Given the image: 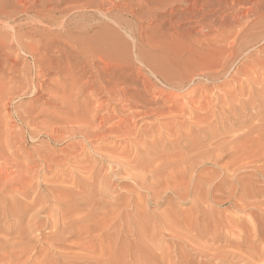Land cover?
I'll use <instances>...</instances> for the list:
<instances>
[{
    "label": "bare ground",
    "instance_id": "1",
    "mask_svg": "<svg viewBox=\"0 0 264 264\" xmlns=\"http://www.w3.org/2000/svg\"><path fill=\"white\" fill-rule=\"evenodd\" d=\"M2 1V0H1ZM0 1V2H1ZM16 1V0H15ZM24 1V0H23ZM26 1V0H25ZM93 1V0H92ZM99 1V0H98ZM97 1V3H96V1L92 4V5H95V4H97V6H98V4L99 5H102V4H100L99 2ZM103 1V0H102ZM108 2H110L109 0H107ZM163 1H167V0H121V2L123 3V6H122V4H120V3H118V1H117V4L118 5H114L115 7L117 6V8H120V9H122V10H126V9H129V12H130V15L132 14V16L133 17H136V15L138 14V17H139V14H148V13H150L151 12V10L153 11V10H155V9H157V8H164V6L166 5H164L163 6ZM169 1V0H168ZM167 1V2H168ZM171 2L172 1H179V2H184V7H182V9L184 8V9H186V11H187V19H190V20H192V22L194 23L193 25L192 24H190V25H192V27L194 26V25H196V27L198 28V30H204V29H207L206 31H210V32H212V34H210L211 36H210V39L209 40H211V37H212V35H213V37H214V40H213V44L215 45L214 47H213V49H211V44H210V51H212L210 54H208V51H207V54H208V56H207V54H205L206 55V57L207 58H209V59H211L212 57V61L210 60L209 62H210V64L209 65H211V67H212V71H211V69H210V71L211 72H209L208 74H207V78H214V79H216V80H219V79H217V78H220V76L221 75H223L224 76V74H227V73H229L230 75L229 76H233L234 75V77H231V79L233 78H236L235 77V73H237V72H239L241 69L239 68L238 70L239 71H236V70H233V69H231V70H233V72H234V74H232L231 75V71H230V68H231V65L233 64V62L234 61H236L235 60V58L237 59V57L239 56V55H243L242 53L244 52L245 53V51L247 52V50L248 49H250L251 48V46L252 45H256V43H250L252 40H251V38H250V40H249V38H247L248 40H249V42H246V41H244V40H246V39H244V40H242V37H244V36H249V33H250V31L251 30H253V29H258V27H261L262 26V22L264 21L263 20V18H264V3H262V1H264V0H262V1H260V2H258V3H256L257 2V0H255L254 1V4L252 5H245L246 3L245 2H251L252 0H170ZM259 1V0H258ZM4 2V3H3ZM10 2H12L11 0H10ZM22 2V1H21ZM29 2H30V0H29ZM32 2H34L33 0H32ZM36 2H37V0H36ZM87 2V1H86ZM90 2V1H89ZM101 2V1H100ZM164 2V3H165ZM166 2V3H167ZM171 2H169L171 5H172V3ZM173 2V3H174ZM19 3V2H18ZM23 3V2H22ZM21 3V4H22ZM25 3V2H24ZM40 2L38 1V4H39ZM42 3V2H41ZM13 4V3H12ZM17 4V3H16ZM27 4V3H26ZM25 4V5H26ZM32 5H33V3H31ZM111 4H112V2H111ZM110 3H108L107 5H111ZM121 6H120V5ZM242 4H244L245 6H242ZM9 4L8 3H5V1L3 0L2 1V3H0V7L3 9V8H5V7H7ZM14 5V4H13ZM25 5H23V6H25ZM44 5V4H43ZM87 5V4H86ZM107 5H105V7H102L101 8V12H102V9H105L106 8V12H107V10H110V8L109 9H107ZM168 5V4H167ZM170 5V6H171ZM10 6H11V4H10ZM97 6H95L96 8V10H98L97 9ZM161 6H163V7H161ZM14 7V6H13ZM82 7V6H81ZM80 7V8H81ZM92 7V6H91ZM94 7V6H93ZM99 7V6H98ZM109 7H111V6H109ZM9 8V7H8ZM19 8V7H18ZM38 8V7H37ZM36 8V9H37ZM79 8V9H80ZM100 8V7H99ZM113 8V7H112ZM6 9V8H5ZM11 9H13L12 7H11ZM11 9H9V10H11ZM14 9H17V6L16 7H14ZM78 9V10H79ZM87 9V8H86ZM89 9V8H88ZM91 9H93V8H91ZM115 9V8H114ZM177 9V8H176ZM19 10V9H18ZM81 10V9H80ZM84 10V9H83ZM100 10V9H99ZM121 10V11H122ZM159 10V9H158ZM158 10H156V11H158ZM3 11V10H2ZM1 10H0V20L2 21V19H3V23L2 24H4L5 23V20L8 22V20H10V18H13L14 19V15H13V17H12V15H11V13H6V12H2ZM13 11V10H12ZM44 11V10H43ZM87 11H89V10H87ZM112 11V10H111ZM114 11V10H113ZM137 11V12H136ZM161 11V10H160ZM183 11V10H182ZM21 12H23L25 15H26V13H29V14H31L32 15V18H33V21H34V19L35 18H37V19H39L40 21H43L40 17H41V10L39 11V10H35V5L34 6H32L31 8H28V7H21L20 8V14H22ZM71 12V11H70ZM73 12V11H72ZM95 12V11H94ZM105 12V11H104ZM124 12V11H123ZM128 12V11H127ZM129 12H128V14H129ZM155 12V11H154ZM167 12H170V11H168L167 10ZM172 13H173V11H171ZM170 12V13H171ZM199 12H201V14L200 15H198L199 14ZM18 13V12H17ZM17 13H16V15H17ZM63 13V12H62ZM65 13V12H64ZM92 13V12H91ZM99 13V12H98ZM115 13H117V12H115ZM172 13L170 14V15H172ZM186 13V12H185ZM198 13V14H197ZM19 14V13H18ZM28 14V15H29ZM74 15H76V13H73ZM72 14V15H73ZM78 14V13H77ZM82 15L84 14L85 15V13L83 12V13H81ZM80 14V15H81ZM86 14H88V13H86ZM101 14V13H100ZM104 14V13H103ZM107 14H108V12H107ZM120 14V13H119ZM128 14H127V16H128ZM154 14L155 13H153L152 15L153 16H151V18L152 17H154ZM169 14V13H168ZM174 14H176V13H174ZM179 14H180V12H179ZM16 15H15V17H16ZM66 15V14H65ZM65 15H63L62 17L64 18L65 17ZM69 15V14H68ZM89 15V14H88ZM105 15V14H104ZM115 15V14H114ZM149 16H150V14H148ZM147 15V16H148ZM182 15V14H181ZM45 16V15H44ZM43 16V17H44ZM91 16V15H90ZM107 16V15H106ZM113 16V15H112ZM115 16H117L118 18H119V16L118 15H115ZM144 17H145V15H143ZM146 16V17H147ZM168 16V15H167ZM184 16H185V14H184ZM189 16V17H188ZM42 17V18H43ZM88 17V16H87ZM93 17V16H92ZM114 17V16H113ZM117 17H115V18H117ZM120 17H121V15H120ZM123 17V16H122ZM131 16H129L128 18H130ZM162 17V16H161ZM166 18V16H163V18ZM179 17V16H178ZM186 17V16H185ZM249 17H251L252 19L251 20H249ZM45 18V17H44ZM62 18V19H63ZM72 18V17H71ZM73 18H75L74 16H73ZM72 18V19H73ZM80 18H81V16H80ZM89 18V17H88ZM87 18V19H88ZM91 18V17H90ZM89 18V19H90ZM95 18V17H94ZM103 18V17H102ZM107 18H109V16L107 17ZM107 18H106V20H107ZM118 18H117V21H115L114 23H116V22H118V21H120V19L121 18H119V20H118ZM137 18V17H136ZM140 18V17H139ZM138 18V19H139ZM143 18V17H142ZM150 18V17H149ZM150 18V19H151ZM164 18V19H165ZM168 18L170 19V16H168ZM182 18H183V15H182ZM49 19V18H48ZM66 19H67V16H66ZM79 19V18H78ZM83 19V18H82ZM124 19V18H123ZM122 19V20H123ZM145 19V18H144ZM147 19H148V17H147ZM156 19V18H155ZM175 19V18H174ZM173 19V20H174ZM249 20V21H246V20ZM26 20V19H25ZM65 20V19H64ZM76 20H77V18H76ZM91 20H92V18H91ZM95 20H97V18H95ZM95 20H93V22L95 21ZM116 20V19H115ZM122 20L120 21V22H122ZM132 20V19H131ZM140 20H141V18H140ZM149 20V19H148ZM163 20V19H162ZM171 20V19H170ZM169 20V21H170ZM176 20H177V18H176ZM263 20V21H262ZM11 21V20H10ZM16 21V20H15ZM26 21H28V22H30V18L28 19V20H26ZM25 21V22H26ZM45 21V20H44ZM43 21V22H44ZM49 21V20H48ZM55 21V20H54ZM58 21V20H57ZM71 21H73V20H71ZM70 21V22H71ZM78 21V20H77ZM76 21V22H77ZM82 21V20H81ZM88 21V20H87ZM109 21H113V20H110V18H109ZM132 21H134V19L132 20ZM136 21V20H135ZM139 21V20H138ZM138 21L136 22V23H138ZM143 21V20H142ZM150 21V20H149ZM160 20H158V22H159ZM179 21V20H178ZM241 21H243V23H245V25L243 26V24H242V27L241 28H239V25L242 23ZM7 22L5 23V26H7ZM38 22V21H37ZM50 22V21H49ZM52 22V21H51ZM60 22V21H59ZM59 22L57 23V26H58V24H59ZM63 22V21H62ZM67 22H68V20H67ZM66 22V24H60V26L62 25V29H65V28H68L67 26H68V23ZM69 22V23H70ZM74 22V21H73ZM72 22V23H73ZM80 24H82V22H84V24L85 23H87V22H85V20L84 21H82V22H80V21H78ZM92 22V21H91ZM95 22H97V21H95ZM98 22H99V20H98ZM120 22H119V24H120ZM124 22L125 23H128V22H126L125 20H124ZM131 22V21H130ZM171 22H172V20H171ZM189 22V21H188ZM13 23H14V21H13ZM12 22L10 23V24H8V26L10 25L11 26V24H13ZM31 23H33L32 22V20H31ZM40 23H42V22H40ZM44 23H46V21L44 22ZM90 23V22H89ZM88 23V24H89ZM113 23V22H112ZM113 23V24H114ZM124 23V24H125ZM132 23V22H131ZM134 23V22H133ZM135 23V24H136ZM142 23V22H141ZM29 24V23H28ZM27 24V25H28ZM48 24V23H47ZM50 24V23H49ZM48 24V25H49ZM74 24H76L75 22H74ZM80 24H76V25H80ZM91 24H93V23H91ZM90 24V25H91ZM118 24V23H117ZM118 24V26L120 27L121 25H119ZM171 24H173V23H171ZM176 24H178V23H176ZM13 25H15V24H13ZM17 25V24H16ZM22 25V24H21ZM26 25V26H27ZM30 25V24H29ZM44 25V24H43ZM55 25H56V22H55ZM72 25V24H71ZM86 25V24H85ZM84 25V26H85ZM116 25V24H115ZM127 25H129L130 27H132L131 26V24H127ZM138 25V24H137ZM263 25H264V22H263ZM19 26V25H18ZM17 26V27H18ZM25 26V25H24ZM32 26V25H31ZM30 26V27H31ZM56 26V27H57ZM73 26V25H72ZM82 26H83V24H82ZM87 26H89V25H87ZM111 26V25H110ZM114 26V25H113ZM117 26V27H118ZM135 26V25H134ZM170 26V25H169ZM174 26V25H173ZM184 26V25H183ZM238 27V29L239 30H235V28H237ZM241 26V25H240ZM16 27V28H17ZM35 27V26H34ZM50 27V26H49ZM51 27H54L53 25L51 26ZM50 27V28H51ZM69 27H70V25H69ZM77 27V26H76ZM104 27H106L105 25H104ZM108 27V26H107ZM115 27V26H114ZM123 27H125V26H123ZM186 27V26H185ZM9 28V27H8ZM13 27H11V30L13 31V29H12ZM15 28V27H14ZM21 28V27H20ZM20 28H17V29H14V33L12 34L13 35V37H14V39L18 42V44H19V46L17 47V48H19L22 52H25L26 54H29L30 56H31V58L34 60V65H36V67H37V70L38 71H36V69H35V73H37L36 75H37V77H38V75H43V76H45L46 77V75H48V74H50V73H52V72H54L53 74H55V72H56V74H58V77H60V75L64 72L63 70L65 69V70H67V71H65V72H67V74L69 75V77H70V84L67 82V80H65L66 79V75L64 76V73L62 74V76H64L65 77V79H63V77H62V79H63V81L61 80H59L60 82H62V83H60L61 85H59V84H57L59 81L56 79H53V81L55 80V82H57L56 83V90L57 91H61L62 90V92H65V88L67 87L66 85V82L68 83V85H70V88H72V89H74L75 88V91H77L78 93H79V88L80 87H82L81 86V81H82V79H80V77L82 76L81 75V73H80V77H79V79L78 80H80V82L77 80V77H78V74L79 73H77V76H76V78H72L73 77V75H72V73H73V71H72V69H71V66L72 65H70V62L69 61H71V60H69L68 61V58L66 57L67 56V54L68 53H66V50H65V46L63 45L64 43H65V41H63L64 43L62 44V46H64V47H62V46H60L59 44H60V42L61 41H59V38H58V43H57V41H55V39L53 40V38H55V36L57 35V33H55L54 31L55 30H52L53 31V33H55L54 35V37H52V40H50L51 39V37L50 38H48L49 40H47V36L46 35H42V33L41 34H39L40 32H38L37 30H36V32H38V34L35 32V31H33L34 29H31V30H29V29H20ZM25 28V27H24ZM29 28V27H28ZM32 28H33V26H32ZM36 28V27H35ZM37 28H40V27H37ZM42 28V27H41ZM40 28V29H41ZM44 28V27H43ZM58 28V27H57ZM74 27H72V29H73ZM78 28H80L79 30H81V25L79 26V27H77L76 29H78ZM85 28V27H84ZM89 28H90V26H89ZM110 28V27H109ZM111 28H112V26H111ZM144 28V27H143ZM174 28V27H173ZM175 28H176V26H175ZM184 28V27H183ZM187 28V27H186ZM191 28V27H190ZM76 29H75V31H76ZM88 29V28H87ZM113 29H116V28H113ZM118 29V28H117ZM125 29H129L130 30V32H132L131 31V28H126L125 27ZM133 29V28H132ZM135 29V28H134ZM156 29H157V27H156ZM177 29V28H176ZM175 29V30H176ZM182 29V28H181ZM189 29V28H188ZM193 28H191V29H189V31L188 32H190V30H192ZM195 29L196 28H194V30H192V31H195ZM234 29V30H233ZM43 30V29H42ZM45 30V29H44ZM46 30H48L47 28H46ZM45 30V31H46ZM59 30V29H58ZM61 30V29H60ZM59 30V31H60ZM79 30H78V32H79ZM101 30V29H100ZM99 30V31H100ZM103 30V29H102ZM121 30V29H120ZM123 30V29H122ZM174 30V29H173ZM41 31V30H40ZM44 31V32H45ZM50 31V30H49ZM48 31V32H49ZM52 31H50V32H52ZM81 31H84V29L83 30H81ZM93 31H95V30H93ZM177 31V30H176ZM181 31V30H180ZM187 31V30H186ZM200 31H197V29H196V32H200ZM209 31H208V33H209ZM77 32V31H76ZM102 32V31H101ZM106 32V31H105ZM104 32V33H105ZM121 32V31H120ZM129 32V33H130ZM162 32V31H161ZM166 32V31H165ZM182 32H184V31H181V33ZM204 32V31H203ZM262 32V31H261ZM61 33V32H60ZM65 33V32H64ZM97 33V32H96ZM108 33V32H107ZM111 33H113V32H111ZM127 33V32H126ZM136 33V32H135ZM171 33V32H170ZM180 33V32H179ZM193 33V32H192ZM207 33V32H206ZM251 33H253V32H251ZM2 34H4V33H2ZM44 34V33H43ZM45 34H47V33H45ZM59 34V33H58ZM66 34H69V33H66ZM73 34V33H72ZM81 34H83V33H81ZM81 34H78V35H81ZM99 34H100V32H99ZM110 34V32L108 33V35ZM114 34V33H113ZM117 33H115L114 35H116ZM121 34H122V32H121ZM140 34V33H139ZM142 34V33H141ZM165 34V33H164ZM167 34H169L168 32H167ZM188 34V33H187ZM186 34V35H187ZM200 34H202V31H201V33ZM204 34V33H203ZM255 34V33H254ZM6 35V34H5ZM40 35H42V37L43 36H45L46 37V39L43 37V39L40 37ZM49 35V34H48ZM84 35V34H83ZM82 35V36H83ZM92 35V34H91ZM94 35H97L98 36V34H95L94 33ZM120 35V34H119ZM183 35V34H182ZM190 35V34H189ZM188 35V36H189ZM207 35H209V34H206L205 35V37H207V38H209ZM252 35V34H251ZM259 35V34H258ZM261 36H263L264 34H263V32H262V34H260ZM50 36V35H49ZM52 36H53V34H52ZM61 35L59 34V36L57 35V37H60ZM68 36V35H67ZM76 37L77 36V33H76V35L74 34V35H72V37ZM85 36V35H84ZM83 36V37H84ZM93 36V35H92ZM105 35H103V37H104ZM140 36V35H139ZM143 36V35H142ZM145 36V35H144ZM148 36V35H147ZM146 36V37H147ZM169 36V35H168ZM202 37L204 36V35H201ZM257 36V35H256ZM261 36H260V39H262L261 38ZM6 37V36H5ZM29 38L30 39V41L28 40V42L25 44V43H21V41L23 40V38L25 39V38ZM62 37H63V35H62ZM62 37H60V39L62 38ZM79 38H80V36H78ZM86 37H87V34H86ZM88 37H90V36H88ZM87 37V38H88ZM112 37V36H111ZM190 37H192L193 38V36H190ZM189 37V38H190ZM200 38V39H202V43H203V41L204 40H207V39H205L204 38V40H203V38ZM2 38H3V36H2ZM2 38L0 37V47L2 48L1 50H4V49H6L5 51H4V53L5 52H7V45L5 44V42H3V40H5L4 38H3V40H2ZM65 38V37H64ZM64 38H62V40L64 39ZM68 38H70V37H68ZM68 38L67 39H65L66 41H68ZM77 38V37H76ZM86 38V39H87ZM96 38V40H97V37H95ZM99 39H98V41L100 40V41H104V39H100V37H98ZM107 38L108 37H106L105 38V41H107ZM118 38L120 39V37L118 36ZM126 38V37H125ZM145 38V37H144ZM149 38V37H148ZM253 38V37H252ZM75 39V38H74ZM78 39V38H77ZM77 39H75V40H77ZM83 39V38H82ZM84 39H85V37H84ZM83 39V40H84ZM85 39V40H86ZM115 39V38H114ZM114 39H112V40H114ZM150 39V38H149ZM256 39L257 40H259V38H257L256 37ZM10 40V39H9ZM27 40V39H26ZM56 40H57V38H56ZM70 40V39H69ZM80 40H81V38H80ZM83 40H81V41H83ZM88 40H90V42H91V40H93V38H91V39H87L86 41H88ZM111 40V41H112ZM124 40V39H123ZM136 40V39H135ZM152 40V39H151ZM150 40V41H151ZM156 40V42H159V41H157V39H155ZM154 40V41H155ZM177 40V39H176ZM194 40V39H193ZM247 40V41H248ZM262 40H264V39H262ZM16 41H15V43H16ZM72 41V40H71ZM78 41H79V39H78ZM86 41H84V42H86ZM110 41V44L112 43ZM120 41H122V40H120ZM120 41H117V39H116V41H115V43L117 42V45H118V42H120ZM130 41V40H129ZM128 41V42H129ZM137 41H139L140 42V40H137ZM146 41H147V38H146ZM149 41V40H148ZM153 41V42H154ZM178 41H181V40H178ZM192 41V40H191ZM190 41V42H191ZM197 41H198V39H197ZM208 41V40H207ZM253 41H255L254 40V38H253ZM25 42V41H24ZM89 42V41H88ZM89 42V43H90ZM153 42L151 41V45L153 44ZM166 42H167V40H166ZM170 42V41H169ZM194 42V41H193ZM193 42H192V44H193ZM262 42V41H261ZM9 43V42H8ZM62 43V42H61ZM68 43V42H67ZM67 43H66V46H67ZM72 43V42H71ZM75 43V42H74ZM74 43H72V45L74 44ZM78 43H82V42H78ZM89 43H88V45H89ZM94 43V42H93ZM124 43V45L126 44L125 42H123ZM163 43H164V41H163ZM168 43V42H167ZM166 43V44H167ZM171 43H172V41H171ZM183 43V42H182ZM201 43V44H202ZM208 43H210V41L208 42ZM248 43H250V44H248ZM260 43V42H259ZM12 44H14V43H12ZM17 44V43H16ZM96 46L98 45V47H99V43H94ZM149 44V43H148ZM149 44V45H150ZM156 44V43H155ZM169 44V43H168ZM178 44H180V43H178ZM185 44V46H186V43H184ZM195 44V43H194ZM204 44V43H203ZM206 44V43H205ZM261 44V43H260ZM259 44V45H260ZM9 45V44H8ZM75 45V44H74ZM112 45V44H111ZM114 45V44H113ZM116 45V46H117ZM123 45V44H122ZM154 45V44H153ZM163 45V44H162ZM174 45V44H173ZM258 45V46H259ZM264 45V44H263ZM262 45V50H263V46ZM68 46H70V45H68ZM79 46V45H78ZM90 46V45H89ZM89 46H88V49L87 48H84L83 47V49L81 48L80 50H79V48L77 47L76 48V50L78 49V54H80L82 57H83V59L85 58V59H88V61H89V63L88 62H86V60H83V59H81V60H83V61H85L86 63H88L89 65H90V63L92 64V61H93V59L95 58L94 56V53H97V51L95 52V50L94 51H92L93 49H94V46H91V48H93L92 50H91V48L89 49ZM102 46V45H101ZM116 46H114V47H116ZM129 46V45H128ZM141 46V45H140ZM167 46V45H166ZM168 46H170V45H168ZM257 46V45H256ZM70 47H73V46H70ZM86 47V46H85ZM104 47H106V45L104 46ZM103 47V48H104ZM119 46H117V48H118ZM154 47V46H153ZM187 47V46H186ZM185 47V48H186ZM12 48V47H11ZM14 48V47H13ZM96 48V47H95ZM102 48V47H101ZM117 48H115V49H117ZM120 48H121V46H120ZM123 49L122 50H125L124 49V46L122 47ZM125 48H127V47H125ZM137 48L139 49V47L137 46ZM155 48V47H154ZM67 49V48H66ZM105 49V48H104ZM108 49H111V47L110 48H108ZM144 49V48H143ZM253 49V48H252ZM0 50V51H1ZM12 50V49H11ZM10 50V51H11ZM15 49H13V51H14ZM68 50H71V48H68ZM73 50H75V46H74V49ZM75 50V51H76ZM103 50V49H102ZM106 50H107V48H106ZM117 50H119V49H117ZM127 50V49H126ZM130 50V49H129ZM142 50V49H141ZM181 51H179V52H182V49H180ZM184 50V49H183ZM255 50V49H254ZM13 51H11V52H9V54H6L5 56H7V55H10V53H12ZM105 51V50H104ZM108 51V50H107ZM106 51V52H107ZM112 51V50H111ZM110 51V53L111 54H114L113 52H111ZM144 51V50H143ZM148 51V50H147ZM152 51V50H151ZM173 51V50H172ZM186 51V50H185ZM192 51V50H191ZM194 51H197V50H194ZM251 51H253V50H251ZM260 52H261V50H259ZM15 52H16V50H15ZM15 52H14V54H15ZM68 52V51H67ZM69 52H71V51H69ZM77 52V51H76ZM75 52V53H76ZM99 52V51H98ZM101 52V51H100ZM100 52H99V54H100ZM120 53H122L121 51H119ZM124 52V51H123ZM204 52H206V51H204ZM250 51H248V53H249ZM257 52V51H256ZM1 53V52H0ZM3 53V52H2ZM4 53H3V55H4ZM51 53H53V54H51ZM55 53H59L58 55L59 56H63V58H64V64L66 65H64L63 66V61L61 62V64H62V66L61 65H57V63H59V62H57V58L59 57H55L54 56V54ZM72 53V52H71ZM71 53H69L70 55H72ZM103 53V52H102ZM109 52H108V54H110ZM118 53V52H117ZM128 53V52H127ZM137 53V52H136ZM139 53V52H138ZM142 53V52H141ZM198 53H200V52H198ZM259 53V52H258ZM13 54V56H16L17 57V55L15 54L14 55ZM66 54V55H65ZM77 54V53H76ZM76 54H73V55H76ZM99 54H97V55H99ZM123 54H125V52L124 53H122V55ZM150 54V53H149ZM148 54V55H149ZM203 54V53H202ZM201 54V55H202ZM212 54V55H211ZM246 54V53H245ZM249 54H251V53H249ZM261 54V53H260ZM263 54V53H262ZM1 55V54H0ZM3 55H1V56H3ZM101 55V54H100ZM115 55H117V54H114V56ZM126 55V54H125ZM139 55V54H138ZM209 55H211L210 57H209ZM248 55V54H247ZM253 55V54H252ZM251 55V56H252ZM5 56H4V58H5ZM12 55H11V58L13 57ZM57 56V55H56ZM69 56V55H68ZM81 56L79 57H77L78 59L79 58H81ZM102 56H103V54H102ZM101 56V57H102ZM110 56V55H109ZM109 56H108V60H106V61H108L109 62V65H110V59L112 60V58L114 57H112V56H110V58H109ZM140 56V55H139ZM146 56V55H145ZM151 56V55H150ZM184 56H186V55H184ZM237 56V57H236ZM246 56V55H245ZM251 56H250V58H251ZM71 57V56H70ZM74 56H72V58H73ZM94 57V58H93ZM112 57V58H111ZM117 57V56H116ZM116 57H114V58H116ZM130 57V56H129ZM159 57V56H158ZM187 57V56H186ZM205 56H204V58L205 59H207ZM257 57V56H256ZM264 57V56H263ZM3 57H1L0 58V61H1V59L3 60L4 59ZM10 58V59H11ZM15 58V57H14ZM19 58V57H18ZM77 58H75V59H77ZM100 58V57H99ZM105 58V57H104ZM103 58V59H104ZM118 58V57H117ZM120 58V57H119ZM176 58V57H175ZM182 58H183V56H182ZM188 58V57H187ZM201 58H202V56H201ZM200 58V59H201ZM247 58V57H246ZM249 58V59H250ZM253 58V57H252ZM251 58V59H252ZM8 59V58H7ZM5 60L4 62H3V65L4 64H6V65H4V66H2L1 68H3V67H5L6 66V70H7V72L5 71V69H4V71L6 72V74L7 73H9L10 75H11V78H12V80H13V77L12 76H16L17 77V75L15 74V75H13V73L12 72H15L16 73V71H18V70H15V71H13V69H14V67H15V64L17 63L16 62V60H17V58H15V60L14 61H12V60H10V61H12V63H13V65H12V63L9 65V63H10V61H8V60ZM20 59V58H19ZM31 59V60H32ZM62 59V58H61ZM60 59V60H61ZM77 59V60H78ZM107 59V58H106ZM161 59V58H160ZM27 60V59H26ZM63 60V59H62ZM81 60H79V62L81 61ZM96 60V59H95ZM98 60H100V59H98ZM116 60V59H115ZM115 60L113 61L112 60V62H114L115 63ZM125 60L126 59H124V61L123 62H121V65L123 66V63L125 64ZM132 60V59H131ZM130 60V61H131ZM166 60V59H165ZM197 60V62H198V59H196ZM253 60V59H252ZM251 60V61H252ZM75 61V60H74ZM82 61V63H85V62H83ZM101 62H102V66H103V62H104V60L102 61V60H100ZM105 61V62H106ZM156 61V60H155ZM187 61V60H186ZM203 61V60H202ZM206 61H208V60H205V62ZM241 61V60H240ZM254 61V60H253ZM256 61V60H255ZM255 61L253 62V63H255ZM19 62V64H21L20 63V60L18 61ZM57 62V63H56ZM73 62V61H72ZM94 62V61H93ZM97 61H95L94 62V64L96 63ZM104 62V63H105ZM112 62H111V64H112ZM117 62H119L118 64H117V67L119 66L120 67V61L119 60H117ZM116 62V63H117ZM195 59H194V64H195ZM196 62V63H197ZM259 62H261V60L259 61ZM264 62V61H263ZM262 62V63H263ZM1 63V62H0ZM85 63V64H86ZM107 63V62H106ZM144 63H145V61H144ZM154 63V62H153ZM188 63V62H187ZM202 63H204V61L202 62ZM201 63V64H202ZM207 64H208V62H206ZM205 63V64H206ZM241 63V62H240ZM239 63V64H240ZM250 63V62H249ZM252 63V64H253ZM257 63V64H256ZM255 63V65H259L258 64V60H257V62ZM261 63V64H262ZM2 64V63H1ZM0 64V65H1ZM60 64V63H59ZM72 64V63H71ZM78 65L80 64V63H77ZM76 63H75V65L74 66H76L77 65ZM88 64H86L87 66H88ZM129 64V63H128ZM149 64V63H148ZM157 64H158V62H157ZM156 64V65H157ZM200 64V65H201ZM205 64H203L204 66H206ZM239 64H238V67H239ZM7 65H9V66H7ZM16 65H18V63L16 64ZM26 65V64H25ZM25 65L24 66H22V67H25ZM85 65V67H86V69H87V66ZM106 65V66H105ZM104 66L105 67H109V66H107L108 65V63L107 64H105ZM130 65V64H129ZM146 65V64H145ZM202 65V66H203ZM246 65V64H245ZM247 65H249V64H247ZM264 65V64H263ZM263 65H259V67H261L262 69H261V71H264V66ZM27 66V65H26ZM83 64H82V70H83ZM91 66H94V65H91ZM114 66H116V65H114ZM136 66H138V65H136ZM194 66H196V65H194ZM202 66H200L202 69H203V67ZM252 65L250 64V66L249 67H251ZM263 66V67H262ZM31 67V66H30ZM34 67V66H33ZM77 67V66H76ZM90 67V66H89ZM89 67H88V69H89ZM112 67V66H111ZM111 67H109V68H111ZM126 67V66H125ZM236 67H237V63H236ZM248 67V68H249ZM255 67V66H254ZM253 67V68H254ZM16 68V67H15ZM29 68V67H28ZM28 68H26L25 67V69H24V71L27 69V71H25V72H28ZM35 68V67H34ZM77 68H79V66L77 67ZM91 68V67H90ZM103 68V67H102ZM108 68V69H109ZM113 68V67H112ZM109 69V70H113V69ZM123 68V67H122ZM184 68H186V67H184ZM183 68V69H184ZM188 68V67H187ZM204 68H209V66L208 67H204ZM221 70H220V69ZM243 69L241 70L242 72H243V70H246V68L244 69V67H242ZM18 69V68H17ZM30 69V68H29ZM94 69H95V67H94ZM117 69H120V68H116L115 69V71H117ZM190 69V68H189ZM216 69H218V70H216ZM0 70H2V69H0ZM76 70L77 69H74V71L76 72ZM103 70V69H102ZM101 69H100V72H102V75L104 76L105 74H103L104 72H105V70H106V72H107V69L105 68V70L104 71H102ZM124 69H121V71H123ZM130 70V69H129ZM131 70H132V68H131ZM185 70V69H184ZM188 70V69H187ZM191 70V69H190ZM201 70V69H200ZM199 70V71H200ZM205 70V69H204ZM207 70H209V69H207ZM206 70V71H207ZM249 70V69H248ZM3 71V72H4ZM63 71V72H62ZM80 71V69L78 70V72ZM86 71V70H85ZM91 71H92V69H91ZM94 71V70H93ZM125 71V70H124ZM127 71V70H126ZM125 71V72H126ZM240 71V72H241ZM261 71H259V73L258 74H260L261 75ZM2 72V73H3ZM4 72V73H5ZM84 72V71H83ZM110 72V71H109ZM114 72V71H113ZM118 72H120V71H118ZM118 72H116V73H118ZM124 72V74H127L128 75V73H125ZM184 72V71H183ZM187 72V71H186ZM185 72V73H186ZM189 72V71H188ZM196 72V71H195ZM223 72V73H222ZM232 72V73H233ZM238 73V74H241V75H246V72H243V73H245V74H242V73ZM247 72H250V71H247ZM1 73V72H0ZM33 73H34V71H33ZM87 73V71L85 72V73H82V74H86ZM92 74H93V72H91ZM98 73V72H97ZM112 73V72H111ZM123 72H121V74H122ZM130 73V72H129ZM163 74H166V72L164 73V72H162ZM175 73V72H174ZM194 73V72H193ZM202 73V72H201ZM264 73V72H263ZM6 74H4L5 76H7V78H8V76H10V75H6ZM19 74V73H18ZM29 75H30V73H28ZM91 74V75H92ZM114 74V73H113ZM120 74V73H119ZM132 74V73H131ZM144 74V73H143ZM153 74V73H152ZM155 74V73H154ZM173 74V73H172ZM205 74V73H204ZM253 75H254V77H256V75L254 74V73H252ZM4 75L2 74V76L4 77ZM22 75V74H21ZM27 75V74H26ZM25 75V76H26ZM29 75H28V77H29ZM34 75V74H33ZM94 75H96L95 73H94ZM100 75V74H99ZM101 75V76H102ZM106 75H108L109 77H110V75L107 73ZM123 75V74H122ZM127 75H125V78H128V77H126ZM134 75V74H133ZM237 75V74H236ZM1 75H0V77H2ZM31 76V75H30ZM43 76H39L40 78L41 77H43ZM55 76V75H54ZM142 76H144V75H142ZM165 76V75H164ZM168 76V75H167ZM192 76V75H191ZM190 76V77H191ZM200 76H202V75H200ZM226 76V75H225ZM228 76V77H229ZM240 76V75H239ZM239 76H237V80H238V77ZM264 76V75H263ZM263 76H262V78H263ZM16 77L14 78V81H15V79H16ZM21 77V76H20ZM24 77V76H23ZM51 77H53V76H51ZM51 77H48V79H51ZM88 77V79H91V80H87L86 82L88 83L87 84V87H89L88 89L89 90H91L94 86H93V84H95L96 82H97V80H96V82L94 81L95 79H97V77L95 76V77H93V78H95V79H92V78H90V75L89 76H87ZM86 77V78H87ZM105 77V76H104ZM123 77H124V75H123ZM123 77L121 78V79H123ZM189 77V78H190ZM195 77V76H194ZM253 77V76H252ZM251 77V78H252ZM253 77V78H254ZM6 77L4 78V80L5 79H7ZM11 78H9V80L11 79ZM22 78V77H21ZM101 78H103V77H101ZM100 78V79H101ZM106 78H107V76H106ZM105 78V79H106ZM125 78H124V80H125ZM136 78H138V77H136ZM197 78V77H196ZM204 78H206V75H205V77ZM240 78V77H239ZM243 78V77H242ZM2 79V78H1ZM1 79H0V83L1 82H3V81H1ZM17 79H19V78H17ZM16 79V80H17ZM25 79V78H24ZM28 79V78H27ZM27 79H25V80H27ZM30 79V78H29ZM28 79V80H29ZM33 79V78H32ZM36 79V78H35ZM38 79V78H37ZM43 79H45V78H43ZM43 79H41L40 81H42ZM47 79V80H48ZM61 79V78H60ZM110 80H112L111 78H109ZM117 79V78H116ZM115 79V80H116ZM192 79V78H191ZM224 79V78H223ZM261 79V78H260ZM260 79L258 80V79H254V80H256V81H259V83L258 84H260L261 82H260ZM264 79V78H263ZM3 80V79H2ZM8 79H7V81H9ZM11 80V81H12ZM21 81L23 80V79H20ZM20 80H18V82L20 81ZM27 80V81H28ZM102 80V79H101ZM104 80V79H103ZM109 80V81H110ZM138 80V79H137ZM143 80V79H142ZM166 80V79H165ZM206 80V79H205ZM215 80V81H216ZM221 81H223L222 79H220ZM244 79H242V81H243ZM250 80H252V81H254L253 79H250ZM11 81H10V85H11ZM13 81V82H14ZM29 81H31V80H29ZM44 81V80H43ZM42 81V82H43ZM98 81H99V79H98ZM104 81H106V80H104ZM107 81H108V79H107ZM108 81V82H109ZM207 81V80H206ZM209 81V80H208ZM210 81H211V79H210ZM220 81V82H221ZM234 81H236L235 79H234ZM246 81V80H245ZM263 81V80H262ZM5 82H6V80H5ZM4 82V83H5ZM13 82H12V84H13ZM15 82H17V81H15ZM14 82V83H15ZM23 82H25V81H23ZM22 82V83H23ZM45 82H47V81H45ZM77 82L80 84V87L78 88L77 87V89H76V86L77 85H79V84H77ZM83 82H84V80H83ZM83 82H82V84H83ZM95 82V83H94ZM102 82V84H99V89H100V91L103 93H101L102 95H100L101 96V98L103 97V95L105 96L104 98H106L107 97V101L109 102V101H112L113 100V97L114 98H118V97H115L114 95L112 96V94L114 93V91H113V89H112V87H110L108 84H106V83H103V81H101ZM111 82V81H110ZM109 82V83H110ZM116 82V81H115ZM118 82V81H117ZM142 82V81H141ZM145 82V81H144ZM226 82V81H225ZM248 82L250 83L251 81H249L248 80ZM264 82V81H263ZM262 82V83H263ZM3 83V85H2V83H1V89L2 88H4L5 87V85H9V84H4ZM8 83V82H7ZM28 83V82H27ZM30 83V82H29ZM28 83V84H29ZM32 83V82H31ZM49 83V82H48ZM47 83V84H48ZM112 83V82H111ZM121 83V82H120ZM145 83H147V82H145ZM179 83V82H178ZM182 83V82H181ZM227 83V82H226ZM256 83V82H255ZM16 84H18V83H16ZM28 84H26V85H28ZM36 84V83H35ZM38 84V83H37ZM50 84V83H49ZM97 84V83H96ZM118 84V83H117ZM122 84V83H121ZM125 84H128L129 85V83H125ZM155 83H153V85H154ZM190 84V83H189ZM242 84V83H241ZM253 84V86H254V82L252 83ZM41 84H39V86H40ZM44 85V84H43ZM54 86H55V84H53ZM112 86H114L113 85V83L111 84ZM120 85V84H119ZM118 85V86H119ZM215 85V84H214ZM233 85V84H232ZM237 85V84H236ZM242 85H244V84H242ZM246 85H248V84H246ZM256 85V84H255ZM264 85V84H263ZM263 85H261V86H263ZM5 87L6 89H8V87ZM14 86H16V85H11L10 87H9V89H11V88H13ZM25 86V85H24ZM29 86H30V84H29ZM29 86H27V87H29ZM37 86V85H36ZM38 86V90H40L42 87H39ZM46 86V85H45ZM116 86V85H115ZM114 86V87H115ZM152 86V85H151ZM155 86V85H154ZM249 86L252 88V86L249 84ZM257 86V85H256ZM260 86V85H259ZM256 87V88H259L257 91L254 89V91L252 90V92L253 93H255L254 95L252 94H248L249 95V97H248V95L245 93L244 95H246V96H243L241 93H244V92H241L242 91V89H236L235 91H237V92H232L231 93V91H233V90H231V88H230V93L232 94V95H230V97H229V99H231V98H235V99H238V98H236V96H238L239 94H241L243 97H241V98H243V99H245V100H243L242 99V101H238V100H236V102H234V101H231V100H229L228 99V101H230V105H229V109H233L234 111L235 110H238L239 111V108L241 109L242 108V106H244V105H246V104H252L253 102H255L256 100H255V98H257L258 96H261L262 95V97L264 96V87ZM21 87V85L20 86H18V88H20ZM50 87V86H49ZM49 87H47L48 89H49ZM86 87V86H85ZM97 87V86H96ZM113 87V88H114ZM121 87V86H120ZM129 87V86H128ZM135 88H136V86H134ZM200 87H201V85H200ZM205 87V86H204ZM203 87V88H204ZM250 87H249V89H250ZM17 89L18 90V88H17V86L16 87H14V89ZM23 88V87H22ZM44 88H46V87H44ZM46 88V89H47ZM69 88V87H68ZM67 88V89H68ZM69 88V89H70ZM84 88V87H83ZM95 88V87H94ZM131 88H132V86H131ZM152 88H154V87H152ZM157 88H159V87H157ZM179 88V87H178ZM207 88V87H206ZM209 88V87H208ZM226 88V87H225ZM240 88V87H239ZM246 89H247V86L245 87ZM254 88V87H253ZM6 89H3V90H6ZM15 89V90H16ZM35 89V88H34ZM46 89H44V90H46ZM53 89H55V88H51V89H49V90H46V91H52ZM72 89H71V91H72ZM82 89V88H81ZM87 89V90H88ZM97 89V88H96ZM99 89H98V91H96L95 89H93V90H95L96 92H98L99 93ZM121 89H124V88H121ZM134 89V88H133ZM161 89V88H160ZM171 89H173V88H171ZM213 89V88H212ZM222 89V88H221ZM3 90H0V92H3ZM12 90V89H11ZM11 90H10V93H11ZM15 90H13V91H15ZM21 89H19L18 90V93H19V91H20ZM24 90V89H23ZM31 90V89H30ZM41 90H43V89H41ZM40 90V91H41ZM83 90V89H82ZM93 90H91L92 92H91V94H90V91H87L86 93V95H88L89 96V98H85V100H87V102H88V99L90 100V102L93 100V97L95 96V93L96 92H94ZM138 90V89H137ZM140 90V89H139ZM154 90V89H153ZM157 90V89H156ZM169 90V89H168ZM205 90V89H204ZM225 90V89H224ZM251 90V89H250ZM7 91V90H6ZM27 91V90H26ZM46 91H44L45 93H46ZM69 91V90H68ZM70 91V92H71ZM84 91H86V90H83V92H81L80 91V93H84L85 94V92ZM127 91V90H126ZM141 91V90H140ZM155 91V90H154ZM162 91V90H161ZM166 91V90H165ZM164 91V92H165ZM203 91V90H202ZM225 91H227V90H225ZM246 91V90H245ZM249 93H250V91L249 90H247ZM246 91V92H247ZM17 92V91H16ZM16 92H14V93H16ZM34 92H36V91H34ZM43 92V91H42ZM41 92V93H42ZM53 92H55V91H53ZM67 92V91H66ZM88 92H89V94H88ZM120 92V91H119ZM124 92V91H123ZM136 92V91H135ZM134 92V93H135ZM142 92V91H141ZM144 92V91H143ZM146 92V91H145ZM144 92V93H145ZM163 92V93H164ZM205 92L206 91H204V94H205ZM6 93V92H5ZM10 93H8V94H10ZM14 93H13V95H14ZM26 93V92H25ZM39 93V92H38ZM49 93V92H48ZM60 93V94H59ZM59 93H51V94H47L46 93V95H49V96H55L54 94H58V95H60V96H63L64 94L63 93H61V92H59ZM68 93V92H67ZM65 94V95H69L68 97H65L66 99H64V104L66 105V103L68 104V103H72V105L74 104L73 103V101H74V99L76 98L77 99V96L78 95H80V94H76L75 92L74 93H72L71 92V94L70 93H68V94ZM117 93V92H116ZM122 93V92H121ZM121 93H120V95H119V99L121 98L120 96H121ZM124 93H126V92H124ZM138 93V92H137ZM201 94H203L202 92H200ZM6 95V94H4V97H3V99L4 100H6L7 101V99H5L6 97H5V95L6 96H9V95ZM20 94V93H19ZM29 94V93H28ZM62 94V95H61ZM73 94H76V97H75V95H73ZM97 94V93H96ZM150 94V93H149ZM171 94V93H170ZM197 94V93H196ZM199 94V93H198ZM203 94V95H204ZM211 94V93H210ZM225 94V93H224ZM3 95V93H1V96ZM11 95H12V93H11ZM10 95V96H11ZM25 95V94H24ZM40 95H42V94H40ZM40 95H39V97H40ZM45 95V94H44ZM44 95H43V97H44ZM45 95V96H46ZM56 96V98L57 99H59L58 100V102L59 101H61L62 99L61 98H64V97H60V96ZM64 95V96H65ZM71 95H73V100L71 99ZM82 95V94H81ZM85 95V96H86ZM117 95V94H116ZM136 95V94H135ZM138 95V94H137ZM136 95V96H137ZM143 95V94H142ZM145 95H147V94H145ZM172 95V94H171ZM217 95V94H216ZM240 95V96H241ZM0 96V103H3V101L1 102V97ZM20 96H21V94H20ZM34 96V95H33ZM83 96V95H82ZM81 96V97H82ZM98 96V95H97ZM100 96H98V97H100ZM122 96H124L123 94H122ZM173 96V95H172ZM206 96V95H205ZM240 96H238L239 97V99H240ZM12 97V96H11ZM23 97V96H22ZM48 97V96H47ZM46 97V98H47ZM60 97V98H59ZM98 97H96V98H98ZM131 97V96H130ZM130 97H129V99H130ZM140 97V96H139ZM145 97V96H144ZM147 97V96H146ZM151 97V96H150ZM161 97V96H160ZM176 97V96H175ZM8 98V97H7ZM10 98V97H9ZM17 98H18V95H17ZM35 98V97H34ZM127 97H123V98H121L120 99V102L118 101V100H116L117 102H115V104L113 103V105H110V106H112V108H113V111L114 112H117V111H120V112H122L123 110L125 111V106L127 107V105L128 104H124V102L125 101H127V99H126ZM136 98V97H135ZM154 98H155V96H154ZM199 98V97H198ZM223 98V97H222ZM11 99V98H10ZM22 99V98H21ZM20 99V100H21ZM47 99H51V97H48ZM54 99H55V97H54ZM53 98H52V100H54ZM61 99V100H60ZM76 99H75V101H76ZM79 99H80V101L81 100H83V97H82V99L79 97ZM103 99V98H102ZM149 99V98H148ZM156 99V98H155ZM167 99V98H166ZM192 99V98H191ZM259 99V98H258ZM36 100V99H35ZM35 100H34V105H35ZM45 101H46V99H44ZM94 100H97V99H95V97H94ZM115 100H113V101H115ZM132 100V98L130 99V101ZM156 100H158V99H156ZM224 100H226V99H223L222 100V102L225 104V101ZM233 100V99H232ZM255 100V101H254ZM8 101H10L9 99H8ZM32 101V100H31ZM37 101H38V99H37ZM55 101H56V99H55ZM54 101V102H55ZM78 101V100H77ZM107 101H105V102H107ZM137 101V100H136ZM153 101V100H152ZM227 101V102H228ZM44 102V101H43ZM79 102V101H78ZM84 101H82V103H80V104H83V108H85V110H82V107H81V111L79 110V111H76L75 109H76V105L77 104H74V106H72V107H70L69 105L67 106V108L66 109H70V110H72L71 112L72 113H70V111L67 113L66 111H64L63 110V112H64V114H63V117H61V118H63V120H61V122H63L65 125H67V126H65V125H63L62 123H58L59 121L58 120H60V119H57V121H56V119H55V121L58 123V124H60L61 126H54V125H58V124H55V122H53V121H51V120H49V121H51V123H48V124H51V125H48V124H44L43 125V123L45 122H47L48 120L46 119V121L44 120V122H43V117H39L40 119H42V121L40 120V122L38 121V124L39 123H41L42 122V125L44 126H42L41 127V131H44V135H46L48 138H49V140H50V143H60V142H62L63 140H65V142L67 141V144L65 145V144H63V145H65V146H63V147H61L62 146V144L60 145V147L61 148H59V150H62L65 154H64V156H63V158L62 157H60L59 158V156L55 153V151H56V148L55 149H52V147H49V145H47V149H46V143H47V141L46 142H44L45 144H43V142H42V145L44 146V148H41V149H43V150H41V149H39L38 148V151H34L36 148H37V146H35V149H34V146H33V149H32V151L30 150V152H27L26 154H24L25 152H24V149L23 148H26L25 146L22 148L23 149V152H22V150H21V148H20V146H19V144L21 143V141H22V134L24 133H22V130H24V126H22V127H20L19 128V130H18V128H17V130L15 129L16 127H19L18 125H19V123H18V125L16 126L14 123L12 124H10V120H12L13 118H11L10 120H8V119H5V118H7V117H11V115H10V112L9 113H6V115H4V116H2L1 114V117H0V125H2L3 127L1 128L0 127V232H2V234H3V236L2 237H4V236H9L10 235V233H14L15 235L14 236H10V237H12V239L10 238H2L1 237V235H0V261H2V264L5 262V261H7V264H19V261L20 260H22V257L24 258L25 256H27L26 258V260L25 261H29V264L32 262V264H219V263H222V264H264V249H262V247L264 248V237L262 238V235H260L261 236V238H259L258 237V233L260 232V234H261V231H260V229L262 230V228H264L263 226H264V224H263V226L262 227H260L262 224H261V222H260V224L261 225H259L257 222H253L252 223V225H251V227H252V230L254 231V234H253V232H252V230H250L249 228V232L250 233H252L253 235H254V237H256V239L255 240H253V238L251 237V239L253 240V241H251L250 239V241L251 242H249L248 243V245H249V247H248V245L247 244H245V245H247V252L245 251V252H241L240 250H238V251H240V252H237V250L235 251L234 249H236L238 246H236L234 249H232V248H230V246H228V244L227 243H225L226 245H217V243H216V241L217 240H220V238L218 239V236H217V234H216V232L215 231H213L214 230V228H212L213 226H216L217 225V223H216V225H215V222H213L214 223V225H212L213 223L212 222H210L209 223V225H212V229L211 228H209V225H208V227H205L204 226V223L203 224H201V225H203V226H198V227H194V225H192L193 227L192 228H189L188 226V228H186L185 230V232H187V235H186V233L185 232H180V231H178V232H180L179 234L178 233H175V232H177V231H175V227L176 226H174L175 224H177V226H178V224L179 223H175V221L174 220H171V218H173L174 219V217H172L171 215V218L170 219H168V217H167V221L168 220H171L170 221V224L172 225V221H174V223H173V226L174 227H172L170 224L169 225H167V226H165V224H163L162 223V221H161V224H163L164 226L163 227H160L159 225H161V224H157V226L156 225H154V224H151V223H149V224H151V225H147V223L143 220V217L142 216H140V217H142V219L140 218L139 219V217H138V215H139V213H140V211L138 212V210H140L141 208V210H143V209H145V207H139V209H138V207H137V209L138 210H136V207H135V211H137V216L135 215V216H132V213H131V216H132V218H130V219H127V214L125 215V210H124V205L125 204H121L120 205V198L118 199L120 202H119V204H118V202H117V206H119L120 205V208H119V210H117L118 212H116V210H115V213L116 214H113L112 212V214L113 215H115V216H113V215H111L110 217V219H112L111 220V224H110V222H108L109 221V219H108V217H109V212L107 213V210L109 209H112L110 206H107V210H106V208H104L106 211V214H109V215H106L107 216V219H108V223H109V225H105V221L107 220V219H105L102 223L105 225L104 227H102V225L103 224H98V225H101V227L102 228H100L98 231H101V233L99 234L98 232H97V234L96 235H94L95 237H91L90 235H92V234H86V233H93V231L91 232V228L93 227H96L97 226V223L99 222V220L97 221V223H94L96 220H95V218H94V211H96V208L98 209V207H97V202H95V201H97V200H93V198L92 197H94V196H96V195H98V194H93V196H92V193H93V191L94 192H96V193H99V195H100V193H102L103 194V192H105V191H107V190H109L110 188H111V186H109V183H110V180H108V179H105V178H103V175H105L104 173H101V174H103L102 175V177L100 178V176H99V173H100V171L98 172L97 170H96V168L98 167H100L99 165L97 166V165H94V166H97V167H95V169L93 168V167H89V163L91 162V161H89V159L86 157L85 158V160L84 159H82V160H84L83 162H82V160H81V162L79 161L81 158H80V156H78V155H76L75 154V152H79L78 150L79 149H81L82 150V148H85L86 146V144H87V142L89 141L88 140V138H92L93 136H95V137H99V138H101V141H104L102 138H105V137H109V136H112L114 133H115V135H116V133H122L123 131H126L125 130V128H126V125L123 123V119L122 120H118V121H116V122H114V124L112 123V125H110V126H107V127H105V124L107 125V122H109L108 120L110 119V116H100L101 114H100V112L101 111H104V110H102L103 109V105H102V103L104 102H101V100H99V98H98V102H99V104L97 105V106H93V105H95V103L97 102H94L93 101V105H92V103H90L91 105H92V107H93V109H88L87 108V106L86 107H84V104H86V103H83ZM86 102V101H85ZM97 102V103H98ZM105 102H104V104H105ZM107 102V103H108ZM129 102V101H128ZM133 101H131V103H132ZM159 102V101H158ZM209 102H210V99H209ZM5 103V105H8L9 106V103H6V102H4ZM29 103H30V105L28 106L27 105V107H29V108H33L34 106H31V102L29 101ZM46 103H48V100H47V102ZM45 103V104H46ZM61 103H63V101H61V102H59L58 103V105L59 104H61ZM77 103V102H76ZM107 103H106V105H104V108H106L105 106H107ZM112 103V102H111ZM110 102L108 103V104H111ZM117 103V104H116ZM130 103V104H131ZM134 103V102H133ZM155 103H157V101H155ZM163 103V102H162ZM170 103V102H169ZM169 103H168V105H169ZM22 104V103H21ZM36 104H39V103H36ZM43 104V103H42ZM41 104V105H42ZM44 104V106L46 107L47 105H45ZM51 104H52V102H51ZM136 104H139L138 102H136L135 103V106H136ZM158 104V103H157ZM23 105V104H22ZM20 106L21 107V109H24V111H22V113H19V112H21V111H19L18 113H16L15 115H16V117H17V120L18 121H21V123L22 124H25L26 126H32V124H34V127L37 125V121L36 122H34L37 118H35L34 120H32V118L33 117H31L32 115H31V112H29V110H28V108L26 107V109H27V111L25 110V106H24V108H22L23 106ZM26 105V104H25ZM40 105V106H41ZM49 105V104H48ZM64 105V106H65ZM88 105V104H87ZM140 105V104H139ZM163 105V104H162ZM161 105V106H162ZM254 105V104H253ZM2 106H3V104H2ZM39 106V107H40ZM61 106V105H60ZM60 106H58V107H60ZM80 106H82V105H80ZM79 106V107H80ZM133 106V105H132ZM142 106H144V105H142ZM151 106V105H150ZM157 106V105H156ZM165 106H167V105H165ZM164 106V107H165ZM208 106V105H207ZM248 106H251V105H248ZM18 107V106H17ZM17 107H13L14 108V110H15V108H17ZM19 107V108H20ZM36 107H38V106H36ZM35 107V108H36ZM45 107H43V108H45ZM57 107V106H56ZM69 107V108H68ZM74 107V108H73ZM88 107H89V105H88ZM128 107H131V106H129L128 105ZM145 107V106H144ZM152 107H153V105H152ZM152 107H151V109H152ZM158 107V106H157ZM181 107V106H180ZM185 107H186V105H185ZM226 107V106H225ZM42 108V107H41ZM43 108L42 109H40V108H37L38 109V111L39 112H41V111H43L42 113H45V111L43 110ZM89 108H91V106L89 107ZM140 108V107H139ZM142 108V107H141ZM162 108V107H161ZM160 107H159V109H161ZM215 108V107H214ZM213 108V109H214ZM264 108V107H263ZM0 109H1V107H0ZM8 109V108H7ZM41 111H40V110ZM64 109V108H63ZM77 109H79L78 108V106H77ZM106 109H108V107L106 108ZM111 109V108H110ZM143 110H147V109H144V108H142ZM156 110L158 109V108H155ZM155 109H153L154 111H155V113H157V112H159V111H157L156 112V110ZM176 109V108H175ZM179 109V108H178ZM204 109V108H203ZM208 109V108H207ZM213 109H211V110H213ZM227 109H228V107H227ZM227 109H226V111H227ZM229 109H228V111H229ZM250 109V108H249ZM252 109V108H251ZM31 110V109H30ZM131 110V109H130ZM134 110H136V109H134ZM153 110H151V111H153ZM172 110V109H171ZM196 110V109H195ZM220 111H221V109H219ZM219 110H217V111H219ZM4 111H6V109L5 110H3L2 109V112H4ZM9 111V110H8ZM11 111V110H10ZM31 111H33L34 112V110L32 109ZM37 110H36V113L38 112ZM48 111V110H47ZM133 111V110H132ZM165 111H166V109H165ZM167 111H169V110H167ZM193 111V110H192ZM214 111V110H213ZM223 111V110H222ZM227 111V112H228ZM241 111V110H240ZM252 111H255V110H252ZM16 112H17V109H16ZM53 112V111H52ZM51 112V113H52ZM142 112V111H141ZM197 112V111H196ZM212 112V111H211ZM225 112V111H224ZM224 112H223V114H224ZM230 112H232V111H230ZM229 112V113H230ZM5 113V112H4ZM3 113V114H4ZM13 113V112H12ZM54 113V112H53ZM53 113L51 114V115H53ZM104 113V112H103ZM107 113V112H106ZM134 113V112H133ZM137 113V112H136ZM163 113V112H162ZM171 113H173V112H171ZM178 113V112H177ZM202 113H204L205 114V112H202ZM207 113V112H206ZM214 113H215V111H214ZM213 113V115H215V116H217V114H219L220 112H216L217 114H214ZM226 113V112H225ZM239 113V112H238ZM255 115H258L257 117H259V114L261 113H255V112H253ZM40 114V113H39ZM46 114V113H45ZM48 114H49V112H48ZM110 114V113H109ZM132 114V113H131ZM143 114V113H142ZM141 114V115H142ZM145 114H146V112H145ZM158 115H159V113H157ZM183 114V113H182ZM200 114V113H199ZM208 114V113H207ZM211 114L212 113H210L209 115H210V117H211ZM221 114H222V112H221ZM220 114V115H221ZM221 115V116H225V115ZM245 114V113H244ZM250 114V113H249ZM14 115V114H13ZM12 115V116H13ZM34 115V114H33ZM41 115V114H40ZM39 115V116H40ZM43 115V114H42ZM104 115H105V113H104ZM107 115V114H106ZM127 115V114H126ZM135 115H137V114H135ZM169 115V114H168ZM179 115V114H178ZM191 115V114H190ZM194 115V114H193ZM196 115V114H195ZM219 115V116H220ZM231 115H232V113H231ZM241 115V114H240ZM240 115H238V116H240ZM253 115V114H252ZM252 115L250 116V117H252ZM255 115H253L254 117H256ZM65 116V117H64ZM128 116V115H127ZM139 116V115H138ZM208 116V115H207ZM206 116V117H207ZM219 116H217L218 118H219ZM227 116V115H226ZM15 117V118H16ZM36 117V116H35ZM55 117V116H54ZM56 117H58V116H56ZM118 117V116H117ZM120 117V116H119ZM123 117V116H122ZM194 116H192L191 118H193ZM217 117H215V119L217 120ZM228 117V116H227ZM250 117H248V118H250ZM254 117H252V118H254ZM256 117V118H257ZM59 118V117H58ZM126 118V117H125ZM135 118V117H134ZM182 118V117H181ZM185 118H188L187 116H185ZM213 118H214V116H213ZM260 118V117H259ZM262 118V117H261ZM260 118V119H261ZM264 118V117H263ZM98 119H100V121H98ZM175 119V118H174ZM195 119H196V117H195ZM219 119H222V117L221 118H219ZM225 119V118H224ZM238 118L236 117L235 118V121L237 120ZM242 119V118H241ZM246 119V118H245ZM251 119V118H250ZM248 120V121H251V120ZM7 120V121H6ZM116 120V119H115ZM192 120V119H191ZM190 120V121H191ZM200 120V119H199ZM202 120V119H201ZM230 121H231V119H229ZM261 120H263V119H261ZM8 121H9V123H8ZM12 121H14V119L12 120ZM98 121V122H97ZM174 121V120H173ZM180 121H181V119H180ZM195 121V120H194ZM219 121V120H218ZM222 121H224V120H222ZM221 120L219 121V123L217 122V124H220V122L221 123H223ZM225 121H226V119H225ZM228 121V120H227ZM230 121H229V123H230ZM234 120H233V122H235ZM239 121V120H238ZM238 121H237V123H238ZM248 121H246V122H248ZM253 121V120H252ZM52 122H53V126H52ZM97 124H96V123ZM131 122V121H130ZM139 122H141V121H139ZM150 122V121H149ZM183 122H184V119H183ZM191 122H193V121H191ZM199 122V121H198ZM197 121H196V123H198ZM232 122V121H231ZM232 122V123H233ZM243 122V121H242ZM245 122V121H244ZM257 121H253L252 123H250V124H253V123H255V124H257L256 123ZM262 122V121H261ZM15 123H16V120H15ZM200 123V122H199ZM211 123V122H210ZM214 123V122H213ZM213 123H211L210 124V127L212 126H214L213 128H214V131H216L217 133L219 132V131H221V129H219L220 128V125H219V128L217 129V127L215 128V126L217 125V124H213ZM232 123H230V124H232ZM236 123V124H237ZM36 124V125H35ZM95 124H96V126H95ZM174 124V123H173ZM180 124V123H179ZM183 124V126H184V124L185 123H182ZM192 124V123H191ZM195 124V123H194ZM207 124H209V123H207ZM205 125V126H203V127H206L205 128V131H206V129H207V131H209L208 130V126L209 125ZM225 124H227V123H224V125ZM243 124V123H242ZM259 124V126L260 125H264V124H261V123H258ZM257 124V125H258ZM39 125H41V124H39ZM39 125H37L36 127H38ZM138 125V124H137ZM162 125V124H161ZM196 125V124H195ZM201 125V124H200ZM229 125V124H228ZM227 125V126H228ZM238 125V124H237ZM21 126V125H20ZM30 126V127H31ZM125 126V127H124ZM173 126V125H172ZM181 126V125H180ZM180 126L178 125V127L180 128ZM183 126H182V128H183ZM198 126V125H197ZM226 126V125H225ZM235 126V125H234ZM234 126H233V128L231 127V130H233L234 129ZM240 126V125H239ZM246 126V125H245ZM158 127V126H157ZM166 127V126H165ZM178 127H176V126H174L173 128H172V130H167V129H165L166 131H165V135L164 136H162V135H160V137H158V135L159 134H161V132H159L158 134H156V132H155V134L157 135V137L159 138L158 140H159V142H160V140H161V142H162V139L164 138V140H166V142L167 141H169L170 142V145H172V144H175V140L177 141L178 140V138H180L181 136L183 137L184 135H190L189 133H185L183 130H181V129H179ZM187 127V126H186ZM203 127H201L199 130L201 131V129L203 128ZM208 127V128H207ZM211 127V129H213ZM223 127V126H222ZM229 127H230V125H229ZM240 127H242V126H240ZM262 128H264L263 126H261ZM39 128V127H38ZM139 128V127H138ZM147 128V127H146ZM175 128V129H174ZM185 128V127H184ZM188 128V127H187ZM187 128H186V130H187ZM193 128H195V127H193ZM192 127L190 128V129H193ZM243 128V127H242ZM242 128L240 129L241 131H242ZM245 128V127H244ZM153 129V128H152ZM190 129H188L189 131H193V130H190ZM195 129H197V128H195ZM210 129V128H209ZM223 130H225L224 129V127L222 128ZM229 129V128H228ZM13 130H16V131H13ZM128 130V129H127ZM131 130V129H130ZM148 130H149V128H148ZM198 130V129H197ZM245 130V129H244ZM264 130V129H263ZM263 130L261 129V128H259V130H257V126H254V125H250V126H248V128L246 129V131H242L241 133H242V135H241V133H240V135L239 134H235V133H233V131L231 132V133H233V135H231L230 137H229V139H227V140H225V137H226V135L225 134H217L216 132H214V134L213 135H210V137H209V139H206V140H209V142H210V139H212L213 141H212V143L215 141L216 142V140H214V139H216V138H219V136L221 137V135H223L221 138H219V140L214 144V148L212 147V148H210V149H208V147L207 146H209V144L211 143H207L206 145V149H208V150H206V149H202L201 147L202 146H205L203 143H201V145H200V143L196 140V143H195V145H191V143H189L190 145H191V149H194L195 151H192L193 153V155L191 156V157H187V159L184 157L185 155L183 154L184 152H182L181 153V150H179V152L178 151H176V152H178L179 154L177 155V153L175 152V151H172L173 153L175 152V154L177 155V156H179L180 154L186 159L185 161H184V163L183 164H185V172L186 173H188L189 172V174H187V175H190L191 174V172L192 171H194L195 172V170L198 168V165L199 164H201V162L202 161H204V160H212V159H214V157H217L218 155H219V153L220 152H223V151H221V150H224V148H225V150H226V147L224 146V144H225V142L227 143V142H229V143H232V146L230 147H228V149L227 150H229V148H231L232 150H234L233 152L235 153L236 151H238V153L239 154H241V155H237V157L236 156H234V159L233 160H231L230 159V161H232L231 163H229V164H231L230 166L232 167H234V166H236V165H234L235 163H238V161L239 160H243V159H245V158H250L251 160V163L252 162H254V164H253V166L251 165V167H253V172L251 173V175L252 176H255L256 177V175L258 176V178H261V177H264V157H260L261 155H263L262 153H263V151H264V136H262L263 138V140H259V132L260 131H262L263 132ZM13 131V132H12ZM25 131V130H24ZM27 131V130H26ZM30 132L28 133L29 135H30V137L32 136V139H33V135H35V133H36V129H34V128H31V130H29ZM38 131H40V130H38ZM40 131V132H41ZM145 131V130H144ZM147 131V130H146ZM146 131H145V133H146ZM155 131H159V129H156ZM206 131V132H207ZM212 130H210L209 132H211ZM228 132H230L229 130H227ZM127 133H128V131H126ZM125 132V133H126ZM138 132V131H137ZM148 132V131H147ZM154 132V131H153ZM186 132H188V131H186ZM195 132V130L193 131V133ZM202 132V131H201ZM200 132V133H201ZM227 132V133H228ZM238 132H240L239 130H238ZM238 132H236V133H238ZM254 132H256L257 134L255 135V136H253L252 134H254ZM262 132H260V133H262ZM12 133H13V135H14V137H13V135H12ZM133 132H131V134H132ZM135 133V132H134ZM133 133V134H134ZM144 133V136L146 137V134ZM150 133V132H149ZM151 133H152V131H151ZM164 133V132H163ZM212 133V132H211ZM222 133H224V131H222ZM226 133V134H227ZM38 134V133H37ZM37 134H36V136H37ZM76 134H80L81 136H82V138H83V142L80 144V143H78V142H73V138H76L75 137V135ZM118 134H117V136H118ZM122 134H124V133H122ZM129 134H130V131H129ZM129 134H124L125 135V137L126 136H128L129 137ZM130 134V135H131ZM140 134V133H139ZM143 134V131L141 132V134L140 135H142ZM148 134V133H147ZM207 134V133H206ZM229 134V133H228ZM227 134V135H228ZM43 135V136H44ZM136 135V134H135ZM137 135H138V133H137ZM136 135V136H137ZM154 135V134H153ZM152 134H151V136H150V138H152V139H156V138H154V136H153ZM155 135V136H156ZM192 135V137H190V138H194L193 137V135L194 134H191ZM197 135V134H196ZM204 135V134H203ZM207 135H209V133L207 134ZM250 135H252V137L250 136ZM262 135V134H261ZM263 135H264V132H263ZM25 136V135H24ZM123 136V135H122ZM134 136V135H133ZM143 136V137H144ZM147 136H149V135H147ZM163 138H162V137ZM168 136L170 137V139L172 138V136L174 137V139H172V140H170V139H168ZM187 136V137H188ZM250 136V138H248ZM45 137V136H44ZM80 137V136H79ZM121 137V136H120ZM124 137V138H125ZM131 137V136H130ZM130 137L129 138H127V139H130ZM135 137V136H134ZM138 137H139V135H138ZM141 137V136H140ZM185 137V136H184ZM183 137V138H184ZM199 137V136H198ZM203 137H205V136H203ZM207 137V138H208ZM24 138V137H23ZM27 138V137H26ZM35 138V137H34ZM40 139L39 140H41L42 138H41V136L39 137ZM162 138V139H161ZM189 138V137H188ZM188 138H187V140H188ZM189 138V139H190ZM206 138V137H205ZM227 138V137H226ZM248 138V139H247ZM254 139V141H253V143H255V145H257L256 147L255 146H253V144H252V142H251V140L252 139ZM256 138V139H255ZM30 139V138H29ZM36 139V138H35ZM93 139V138H92ZM91 139V140H92ZM96 139V138H95ZM135 139H136V137H135ZM138 139V138H137ZM141 139V138H140ZM139 139V146H138V148H137V146H135L136 148H134L133 149V146H131V150L129 149V148H127V146H126V148L125 147H120V146H118L115 142H114V145H112L111 147H108L107 146V148H103V150L101 149V153H103L102 155H101V164H111V163H115L116 161L114 160V159H121L122 160V158H128L127 160L125 159H123L124 160V162H123V164L122 163H120L119 161H117V163H115L116 165L118 164L119 166H120V169L119 170H126L125 171V173H127L128 171H130V175H129V177H128V179L130 178V179H132L131 181H134L136 184H138V186L140 185V184H145V183H147L146 182V176L144 175L145 174V172L143 173V175H138V174H135L134 172L136 171L135 169H138V168H140V170H141V168L143 167V166H145L144 164L142 165V164H140L141 162H144V163H148L145 159H148V158H150V157H148V158H145V156H144V158H143V156H141V154L144 152V155H146L147 153H151V152H145L146 150H147V148L151 145V144H153V141H152V143L149 141V143H151L149 146H147V148H145L146 146H145V142L147 141V140H149V139H145V142H144V140H143V142H141L140 143V140ZM182 139V138H181ZM195 139H197V137H195ZM195 139H193L194 141H195ZM243 140V141H241V140ZM260 141H258V140ZM261 139V138H260ZM42 140H45V139H42ZM48 140V139H47ZM77 140H78V138H77ZM76 139L74 140V141H77ZM81 141H82V139H80ZM80 140H78V141H80ZM187 140H186V142H187ZM191 140V139H190ZM205 140V141H206ZM255 140H257L256 142H255ZM105 141H106V139H105ZM132 141H133V139H132ZM136 141V140H135ZM157 141V140H156ZM182 141H183V139H182ZM189 141V140H188ZM204 141V140H203ZM241 141V142H240ZM27 142H29V141H27ZM64 142V143H65ZM94 142V141H93ZM113 142V141H112ZM111 142V143H112ZM123 142V141H122ZM122 142H119L120 144L122 143ZM138 142V141H137ZM158 142V143H159ZM207 142V141H206ZM234 142H236L237 144H235ZM251 142V144H252V147H254V148H252L251 146H249L248 144ZM259 142V143H258ZM35 143V142H34ZM38 143H40V142H38ZM92 143V142H91ZM108 143V142H107ZM125 144L127 143V142H124ZM147 143V142H146ZM148 143V144H149ZM156 144H157V142H155ZM234 143V144H233ZM257 143V144H256ZM15 144L17 145L18 144V146H16V148H15ZM100 144V143H99ZM98 144V145H99ZM140 144H144V146H141ZM147 144V145H148ZM156 144L154 145L155 147H156ZM165 144V143H164ZM169 144V143H168ZM176 144H178V143H176ZM181 144V143H180ZM185 144V143H184ZM183 144V145H184ZM188 144V145H189ZM20 145H22V143L20 144ZM37 145V144H36ZM41 145V146H42ZM54 145V144H53ZM90 145V144H89ZM158 145H160V144H158ZM29 146H30V144H29ZM32 146V145H31ZM30 146V147H31ZM40 145H38V147H41ZM42 146V147H43ZM94 146V145H93ZM153 146V147H154ZM161 146V145H160ZM165 146H167V145H165ZM169 146V145H168ZM174 146V145H173ZM172 146V147H173ZM177 146V145H176ZM175 146V148H177ZM199 146H201V147H199ZM91 147H92V144H91ZM91 147H89V148H91ZM99 147V146H98ZM142 147V148H141ZM144 147V148H143ZM159 147V146H158ZM162 147V146H161ZM164 147V146H163ZM183 147H186L185 145L183 146ZM188 147V146H187ZM186 147V148H187ZM249 147L251 148V149H249ZM14 148V149H13ZM88 148V147H87ZM96 148V147H95ZM101 148V147H100ZM157 148V147H156ZM171 148V147H170ZM174 148V149H175ZM199 148V149H198ZM204 148V147H203ZM13 149V150H12ZM29 148H26V150H28ZM86 149V148H85ZM92 149H93V147H92ZM96 149H98V148H96ZM130 151H129V150ZM171 149H173V148H171ZM173 149V150H174ZM181 149H182V147H181ZM184 150H185V148H183ZM188 150L187 151H189V148H187ZM196 149H198L199 151L197 152L196 151ZM200 149L202 150V151H200ZM230 149V151H232ZM87 150L88 149H86V153H87ZM133 150V151H132ZM153 150L155 151V149L153 148ZM157 150H161V148H158ZM163 150V149H162ZM204 150V151H203ZM226 150V151H227ZM89 151V150H88ZM98 151H100L99 149H98ZM147 151H149V148H148V150ZM183 151V150H182ZM186 151V150H185ZM186 151V152H187ZM262 151V152H261ZM81 152V154H82V151H80ZM79 152V153H80ZM95 152V151H94ZM161 152H163V151H161ZM161 152H159L158 154H155V153H157V151H155V153H153V154H155V155H160V156H163V154L161 153ZM172 152H168V153H172ZM186 152H185V154H186ZM191 152V151H190ZM190 152H187V153H189V155H191V153ZM225 152V151H224ZM223 152V153H224ZM92 153V152H91ZM131 153H134V154H132L133 156L131 157ZM217 153V154H216ZM234 153H232V155L234 154ZM58 154H60V153H58ZM62 154V153H61ZM73 154H75L77 157H79L78 159L79 160H77V164L75 163L74 165H75V169H74V165L70 162V164H72V166L71 167H73V170L71 169V170H69V167H66V163L69 161V159L71 160L72 159V157L74 158L75 156H72ZM85 154V153H84ZM88 154V153H87ZM100 154V153H99ZM162 154V155H161ZM222 154V153H221ZM227 154V153H226ZM231 153H229L228 152V155H230ZM259 154H261L260 156H259ZM90 155V154H89ZM143 155V154H142ZM148 155V154H147ZM151 155V154H150ZM165 156H169L168 158L169 159H166L168 162H170V161H176L177 160V158H178V160H182V159H184V158H182L181 156H179V157H177L176 156V160H174V158L172 159V160H170V157L172 158V155L170 156V155H166V153L164 154ZM188 154H187V156H189ZM215 155V156H214ZM72 156V157H71ZM219 156H223V154L222 155H219ZM227 156V155H226ZM239 156V157H238ZM77 157H75L74 159H77ZM82 157V156H81ZM151 157H153L152 155H151ZM174 157V156H173ZM182 158V159H179V158ZM224 157V156H223ZM244 157V158H243ZM61 159L62 158V160L60 161L59 159ZM83 158H84V156H83ZM90 158V157H89ZM157 158V164L158 163H161L162 162V160H158V158H159V156L158 157H156ZM155 158V159H156ZM219 158V157H218ZM233 158V157H232ZM242 158V159H241ZM74 159L72 160V162L74 161ZM119 159V160H120ZM151 159V158H150ZM149 159V160H150ZM152 159H154V157L152 158ZM154 159V160H155ZM225 159V158H224ZM21 160V161H20ZM97 160V159H96ZM122 160V161H123ZM148 160V161H149ZM163 160H164V158H163ZM170 160V161H169ZM216 160V159H215ZM60 161V162H59ZM95 161V160H94ZM153 161V160H152ZM213 161V160H212ZM98 162H100V160L98 161ZM150 162V164L149 165H147V167H148V169L147 170H149V168H151V160L149 161ZM154 162V164H153V166L154 165H157V164H155L156 163V160L155 161H153ZM163 162H165V161H163ZM162 162V163H163ZM179 162V161H178ZM214 162V161H213ZM223 162V161H222ZM221 162V163H222ZM225 162V161H224ZM113 163V164H114ZM161 163V164H162ZM172 163V162H171ZM175 163V162H174ZM227 162H225V164H228ZM246 163V162H245ZM244 163V164H245ZM260 163V164H259ZM100 164V163H99ZM166 164V163H165ZM170 164V163H169ZM182 164V165H183ZM216 164V163H215ZM218 164H220V163H218ZM224 163H222V165H223ZM228 164V165H229ZM77 165V166H76ZM91 165V164H90ZM116 165H115V167H116ZM141 165H142V167H141ZM151 165V166H150ZM159 165V164H158ZM203 165V164H202ZM205 165V164H204ZM227 165V166H228ZM68 166H69V164H68ZM108 166V165H107ZM111 166L113 167V165L111 164ZM173 166V165H172ZM177 167H178V165H176ZM179 166H181V165H179ZM184 166V165H183ZM212 166V165H211ZM248 166V165H247ZM64 167H66V168H68V170L66 169V168H64ZM76 167H77V169H76ZM90 168L89 170L87 169V168ZM155 167V166H154ZM153 167V168H154ZM199 167H201L202 168V166H199ZM205 167V166H204ZM204 167H203V169H204ZM215 167V166H214ZM226 167V166H225ZM233 167L231 168V169H233ZM237 167V166H236ZM250 167V166H249ZM250 167V168H251ZM65 170H64V169ZM78 168H80L79 170H81L82 168V170H83V172H81V171H79L78 170ZM97 168V169H98ZM105 168V167H104ZM110 168V167H109ZM144 167H143V169H145ZM152 168V169H153ZM156 168H157V166H156ZM168 168V167H167ZM174 168V167H173ZM179 168V167H178ZM177 168V169H178ZM206 168V167H205ZM221 168V167H220ZM219 168V169H220ZM224 168V167H223ZM228 168H229V166H228ZM143 169L141 170V171H143ZM155 169V168H154ZM153 169V170H154ZM202 169V170H203ZM211 169V168H210ZM86 170V171H85ZM99 170V169H98ZM102 170V169H101ZM104 170V169H103ZM107 170V169H106ZM133 170H135L134 172H133ZM147 170H146V174L148 173L147 172ZM153 170H149V171H153ZM168 170H170V168L168 169ZM173 170V169H172ZM207 171H208V168L206 169ZM224 170H226L227 171V167H226V169L224 168ZM234 171H235V168L233 169ZM232 170V171H233ZM241 170V169H240ZM248 170V169H247ZM251 170L252 169H250V171L247 173V174H249L250 172H251ZM110 171V170H109ZM138 171V170H137ZM136 171V172H137ZM145 171V170H144ZM166 171H167V169H166ZM198 171V170H197ZM199 171H201V170H199ZM204 171V170H203ZM202 171V174H204V172ZM206 171V173H208ZM229 171H230V168H229ZM97 172H98V174H97ZM182 172V171H181ZM211 172V171H210ZM209 172V173H210ZM219 172V171H218ZM236 172V171H235ZM238 172V171H237ZM32 173H34V174H32ZM106 174H107V172H105ZM137 173H139V172H137ZM160 173H163V172H160ZM167 173V172H166ZM165 173V174H166ZM172 173V172H171ZM170 173V174H171ZM197 173V172H196ZM195 173V174H196ZM229 173H231V171L229 172ZM233 173V172H232ZM231 173V174H232ZM32 174V175H31ZM109 172H108V175L106 176V178L109 176ZM113 174V173H112ZM112 174L110 175L111 177H112ZM129 174V173H128ZM142 174V173H141ZM150 174V173H149ZM169 174V175H170ZM176 174V173H175ZM212 174V172L210 173V176H212L211 175ZM216 174V173H215ZM238 174V173H237ZM242 174H244V173H242ZM242 174H240L239 176H241ZM245 175V177H248V175ZM126 175V174H125ZM152 175V174H151ZM174 175V174H173ZM173 175L171 176V177H173ZM177 175H179V173L177 174ZM192 175V174H191ZM199 175H201V174H199ZM207 175V174H206ZM225 175L227 176V174L225 173ZM109 176V177H110ZM115 176V175H114ZM116 176H118V175H116ZM124 176V175H123ZM198 176V174L195 176V177H197ZM209 176V181H210V177ZM217 176V175H216ZM236 176V175H235ZM238 176V175H237ZM236 176V177H237ZM108 177V178H109ZM177 177V176H176ZM181 177H183V179L181 180V181H184V183L182 182V185H181V183L180 182H178L177 184H180V186L181 187H183L184 186V188H181V189H177V188H174L173 186L175 185V184H173L172 185V187H173V189H177L176 191L175 190H171V188H170V190L171 191H173V193H174V191H175V195L174 196H177V194L179 195V197H176L177 199H181V195H191V193L194 191V189L192 188V189H186L185 188V185H186V183H185V176L183 175V176H181ZM185 177V178H184ZM189 177V176H188ZM192 177V176H191ZM190 177V178H191ZM213 177V176H212ZM225 177V176H224ZM229 177V176H228ZM231 177H234V175H231ZM231 177H229V178H231ZM235 177V178H236ZM245 177H244V179H245ZM103 178V179H102ZM115 178V177H114ZM122 178V177H121ZM127 178V176L125 177V179ZM152 178H153V176H152ZM174 178H175V176H174ZM174 178L172 179V183H176L178 180L177 179H175L174 180ZM179 178H180V175H179ZM193 178V177H192ZM198 178H200V176H198ZM201 178H205V177H201ZM200 178V179H201ZM216 178H218V177H216ZM238 179H239V177H237ZM235 179L236 180V182L237 181H239V180H241V179ZM149 179V178H148ZM188 179V178H187ZM202 179V180H203ZM226 179V178H225ZM225 179H223V182L225 183ZM248 179V178H247ZM249 179H251V177H249ZM248 179V180H249ZM256 178H253V181L255 180ZM262 179H264V178H262ZM45 180H48V181H54V183L52 182V183H49L48 181H47V184H45V183H43V181H45ZM114 180H119V179H114ZM114 180L112 181L113 183H114ZM162 180H164V178L162 179ZM206 180H207V178H206ZM205 180V181H206ZM207 180V182L209 183V181ZM219 180V179H218ZM217 180V181H218ZM228 180V179H227ZM226 180V181H227ZM230 180H233V179H230ZM145 181V183H143ZM155 181V180H154ZM153 180H152V182H150V179H149V184L148 185H150V186H148L147 184H145V185H142L143 187L144 186H148V189H150L151 191V196H152V198L151 199H153V200H159L162 196H160V194H159V192L158 191H161L162 189H165V188H160L159 190L158 189H156L158 186H159V184H157V182L155 183ZM169 181H170V179H169ZM174 181V182H173ZM199 181V180H198ZM204 181V180H203ZM204 181V182H205ZM221 181H222V179H221ZM220 181V183H223V182H221ZM250 181V180H249ZM257 181H259V180H257ZM264 181V180H263ZM116 182V181H115ZM124 182H126V181H124ZM163 182V185H165L166 186V184H167V182H168V180H167V182H166V180H165V182H166V184H164L165 182L164 181H162ZM186 182H188V180H186ZM191 182H193V184L195 185V183L194 182H196L197 183V181H191ZM202 182V181H201ZM228 182H229V180H228ZM233 182V181H232ZM236 182H235V184H236ZM248 182V181H247ZM260 182H261V180H260ZM117 183V182H116ZM123 183V182H122ZM122 183L120 184L121 185V187H123V185H122ZM127 183V182H126ZM125 183V184H126ZM151 183V184H150ZM160 183V182H159ZM170 183V182H169ZM203 183V182H202ZM206 183V182H205ZM205 183H203V188L205 187H207L208 185H207V183H206V185H205ZM215 184H216V182H214ZM218 183V182H217ZM230 183V182H229ZM228 183V185H230V187H233L234 185H232L231 186V183L229 184ZM240 183V182H239ZM239 183H237L239 186H240V184ZM250 183V182H249ZM254 183V182H253ZM257 183V182H256ZM262 183V182H261ZM42 184H43V186H42ZM111 184V183H110ZM129 184V183H128ZM127 184V185H128ZM161 184V183H160ZM176 184V185H177ZM185 184V185H184ZM192 184V183H191ZM193 184H192V186H193ZM199 184V183H198ZM233 184V183H232ZM236 184V185H237ZM259 184V183H258ZM258 184H256L257 186H258ZM118 185H119V182H118ZM155 185H157L156 187H155ZM162 185V186H163ZM169 185V187H171L170 185L171 184H168ZM167 185V186H168ZM197 185V184H196ZM201 185V184H200ZM205 185V186H204ZM210 185H212V184H210ZM237 185V186H238ZM245 185V184H244ZM249 185V187L251 186L250 184H248ZM40 186H42V188L44 187L45 188V190H43V192L39 189L40 188ZM130 186H133V185H129V187H127L128 189L129 188H131ZM137 186V185H136ZM147 186L145 187V189H147ZM161 186V185H160ZM159 186V187H160ZM178 186V188H180V186L179 185H177ZM189 186V183H187V186L186 187H188ZM201 186V187H202ZM213 186H215L214 184H213ZM212 186V187H213ZM216 186H218L219 187V185L217 184ZM220 186H221V184H220ZM242 186V185H241ZM253 186V185H252ZM260 186V185H259ZM258 186V188H264V187H259ZM110 187V188H109ZM120 187V186H119ZM140 188H142L141 186H139ZM158 187V188H159ZM176 187V186H175ZM210 187V186H209ZM217 187V188H218ZM229 187V188H230ZM243 187V188H242ZM242 187H240V188H242V189H240V191H239V196L237 197V200L235 199V202L236 201H242V200H245L244 199V197L245 198H247V196H245L246 194L248 195V193H249V197H250V193H251V190H247V189H249V188H247L246 187V185L245 186H242ZM43 188V189H44ZM155 188V189H154ZM168 188V187H167ZM166 188V190H168ZM202 188V189H203ZM205 188H204V190H205ZM217 188H215L214 187V189H216L217 190ZM220 188V187H219ZM221 188H222V186H221ZM228 188V189H229ZM235 188V187H234ZM251 188V187H250ZM254 188V187H253ZM258 188H257V191H259L258 190ZM47 189V190H46ZM128 189H127V191H128ZM133 189V188H132ZM131 189V190H132ZM198 190H201L200 188H199V186H198V188H197ZM213 189V190H214ZM231 189V188H230ZM233 189V188H232ZM232 189L230 190V193H232L231 191H232ZM112 190V189H111ZM121 190V189H120ZM130 190V189H129ZM130 190V191H131ZM165 190V191H166ZM195 190H196V188H195ZM213 190H211V191H213ZM221 190V189H220ZM223 190V189H222ZM221 190V191H222ZM226 190V189H225ZM238 190V189H237ZM254 190V189H253ZM253 190H252V193H253ZM262 190V189H261ZM114 191V190H113ZM123 191V190H122ZM126 191V190H125ZM127 191H126V193H127ZM145 191V190H144ZM149 191V190H148ZM171 191H169V193H171ZM206 191V193H207V195H208V193H209V191H207V190H205ZM221 191H220V193H221ZM234 191H236L235 189H234ZM254 191H256V188H255V190ZM85 192H91V194H89V196H88V193H86L87 194V196L85 195ZM83 193H84V195H85V197L83 196ZM107 193H108V191H107ZM116 193H117V191H116ZM164 193V190H162L161 191V195ZM196 193H197V191H196ZM201 193H203V190L201 191ZM259 193H260V191H259ZM125 194V193H124ZM149 194V193H148ZM194 194V193H193ZM192 194V195H193ZM204 194V196L203 197H205L206 195H205V193H203ZM210 194V193H209ZM215 194V193H214ZM217 195L219 194V190H218V193H216ZM228 194H229V191H228ZM227 194V196H225V199L229 196ZM98 195V196H99ZM112 195V194H111ZM114 195V194H113ZM120 195V194H119ZM129 195V194H128ZM127 194H126V196H128ZM131 195V194H130ZM190 195H189V197H190ZM192 195H191V197H192ZM195 195V194H194ZM194 195H193V197H194ZM198 196H199V194H197ZM197 195H195V197H197ZM211 196H214V195H212V193L210 194ZM233 195V194H232ZM253 197H254V195L253 194H251ZM257 195V194H256ZM101 196V195H100ZM100 196L98 197L99 199H100ZM120 196H123V195H120ZM119 196V197H120ZM132 196V198H134V196L135 195H131ZM137 196V195H136ZM149 196V195H148ZM170 196H171V194H170ZM170 196H168L169 197V199H170ZM182 196V197H183ZM216 196V195H215ZM224 196V195H223ZM231 196V195H230ZM229 196V197H230ZM260 196H262V197H264V192L263 191H261V195ZM97 197V196H96ZM96 197H95V199H96ZM118 197V196H117ZM138 197V196H137ZM136 197V198H137ZM185 197V196H184ZM182 198V200L183 199H185V198ZM194 197V199H195V201L194 202H196L197 200H196V198ZM234 197H236V196H234ZM234 197H233V200H234ZM257 197H259V196H256V198ZM82 198V199H81ZM124 199L125 197H121V199ZM136 198L134 199L135 201H136ZM175 198V197H174ZM175 198V199H176ZM200 198V197H199ZM210 198V197H209ZM255 197H254V199H256ZM79 199V200H78ZM81 199V200H80ZM98 199V200H99ZM116 199V198H115ZM123 199H122V202H123ZM126 199H129L128 197L127 198H125V201H126ZM149 199V198H148ZM173 199V198H172ZM203 199H205V198H203ZM211 199L213 200H215V197H211ZM260 199V198H259ZM262 199H264V198H262ZM262 199H260L261 201H260V203H256L255 204V202H258L257 200L254 202V207L255 208H259V206L262 204V206H264L263 204L264 203H262V201L264 202V200H262ZM102 200V199H101ZM129 200H132V199H129ZM128 200V201H129ZM134 200H133V205L136 203H134ZM168 200V199H167ZM200 200H202V197L200 198ZM199 199H198V201H200ZM205 200H207V199H205ZM213 200V201H214ZM247 200H249L248 198H247ZM80 201V202H79ZM82 201V202H81ZM160 201V200H159ZM169 201H172V200H169ZM169 201H167V202H169ZM207 201H209V200H207ZM220 201V200H219ZM218 200H217V202H219ZM223 201V200H222ZM221 201V202H222ZM229 201V200H228ZM232 201V200H231ZM251 201V203L250 202H247V204H245L246 205V208H247V206L249 205H251L252 203H253V201L252 200H250ZM98 202H100L99 204H101L102 205V201H98ZM115 202V201H114ZM113 202V203H114ZM153 202H155V201H153ZM164 202V201H163ZM200 202H204V201H200ZM216 202V203H217ZM234 202V203H235ZM239 202V203H240ZM245 202V201H244ZM85 204V206H90L89 208L87 207H85L86 209H87V211H83V216H81V214H80V216L78 215L79 214V207L82 205V204ZM126 203V202H125ZM129 203H130V201H129ZM132 203V202H131ZM139 203V202H138ZM137 203V204H138ZM141 203H142V201H141ZM199 203V202H198ZM205 203H206V201H205ZM205 203H204V205H205ZM209 203H211V202H209ZM208 203V204H209ZM237 203V202H236ZM242 203L243 202H241L240 204L242 205ZM249 203V204H248ZM54 204H56V207H51V205H53L54 206ZM84 204H83V206H84ZM111 204H112V202H111ZM127 204V203H126ZM136 204V205H137ZM143 204H145V203H143ZM143 204L142 205H140V206H143ZM165 204H167V203H165ZM169 204V203H168ZM196 204V203H195ZM203 204V203H202ZM260 204V205H259ZM103 205H105V204H103ZM102 205V206H103ZM198 205H200V203L198 204ZM233 205V204H232ZM236 205V204H235ZM234 205V206H235ZM240 205V206H241ZM244 205V204H243ZM253 205H251V206H253ZM99 206V205H98ZM101 206V207H102ZM111 206H113V205H111ZM117 206H115V208L114 209H116L117 208ZM124 206V207H123ZM127 207H128V205H126ZM171 206H172V204H171ZM207 206V205H206ZM237 206V205H236ZM262 206H260V210L261 211H263V212H261V214L263 215V213H264V207H262ZM104 207V206H103ZM109 207V208H108ZM114 207V206H113ZM134 207V206H133ZM196 207V206H195ZM215 207V206H214ZM219 207V206H218ZM263 209H262V208ZM130 208V207H129ZM166 208V207H165ZM202 208V207H201ZM200 207H199V209H201ZM207 208H208V206H207ZM244 208V207H243ZM242 208V209H243ZM100 209V208H99ZM118 209V208H117ZM126 209V208H125ZM133 209V208H132ZM167 209V208H166ZM169 209V208H168ZM197 209V208H196ZM203 209V208H202ZM254 209V208H253ZM253 209H251V210H253ZM77 210H79L78 212H77ZM84 210V209H83ZM124 210V211H123ZM126 210H128V209H126ZM205 210V209H204ZM203 210V211H204ZM207 210V209H206ZM241 210V209H240ZM100 211V210H99ZM101 211H102V209H101ZM166 211V213H161V215L163 214L164 216L166 215L167 216V214H169V211H167V210H165ZM199 211H202V210H199ZM198 211V212H199ZM253 211H256V210H253ZM81 212H82V210H81ZM129 212V211H128ZM128 212H126V213H128ZM147 212V211H146ZM162 212H164V210L162 211ZM168 212V213H167ZM207 212V214H208V212H209V210L208 211H206ZM206 212H203V213H205V215H206ZM220 212V211H219ZM41 213H43L42 215H41ZM145 213V211L143 212V214ZM211 213V212H210ZM209 213V216L211 215ZM226 214H228L227 212H225ZM251 213H253V212H251ZM254 213H256L257 215H258V213L257 212H254ZM96 214V213H95ZM97 214H98V212H97ZM101 214V213H100ZM99 214V215H100ZM105 214V213H104ZM136 214V213H135ZM141 215H143L142 213H140ZM217 214V213H216ZM231 214V213H230ZM246 214H247V212H246ZM41 215V216H40ZM98 215V216H99ZM103 215V214H102ZM102 215H101V217H102ZM128 215H129V217H131L130 216V213H128ZM133 215H134V213H133ZM146 215V214H145ZM144 215V217L145 218H147L149 215H147V216H145ZM160 215V216H161ZM161 216V217H164V216ZM260 215V214H259ZM97 216V215H96ZM95 216V217H96ZM105 216V215H104ZM165 216V217H166ZM169 216V217H170ZM216 216V215H215ZM253 216V215H252ZM128 217V218H129ZM150 217V216H149ZM148 217V218H149ZM152 217V216H151ZM156 217H158V216H156ZM192 217V216H191ZM190 217V218H191ZM234 217H236V216H234ZM250 217H251V215H250ZM256 217H259L260 219H256L257 221H259V220H263L262 219V217H260V216H256ZM96 218H98V217H96ZM106 218V217H105ZM251 218H255V217H251ZM159 219H160V217H159ZM161 219H163V218H161ZM188 219V218H187ZM230 219V218H229ZM236 219H239V218H236ZM3 220H6V222H9V223H7V225L5 224V225H2V223H4V221ZM8 220V221H7ZM149 220V219H148ZM210 220V219H209ZM217 220V219H216ZM224 220V219H223ZM242 220V219H241ZM253 220H255V219H253ZM3 221V222H2ZM144 221V222H143ZM151 221H154V220H151ZM233 221V220H232ZM232 221H228L229 223H231ZM238 221V220H237ZM2 222V223H1ZM106 222V223H107ZM169 222V221H168ZM168 222H166V221H164V223H168ZM262 222H264V220L262 221ZM154 223V222H153ZM156 223V222H155ZM198 223V222H197ZM196 223V224H197ZM219 223V222H218ZM233 223H235V221L233 222ZM230 224V225H234V224ZM96 224V225H95ZM188 224H190V223H188ZM222 224V223H221ZM221 224H219V226L221 225ZM248 224H249V222H248ZM251 224V223H250ZM200 225V224H199ZM206 225V224H205ZM229 225V224H228ZM235 225H237V223H235ZM241 226H243V224L241 225ZM239 224H238V228L239 227H241ZM244 226H245V224H244ZM41 227L43 228V229H48L46 232H43V231H40L39 229H41ZM99 227V226H98ZM181 228V229H183L181 226H178V228ZM185 227V226H184ZM218 226H216V228H217ZM222 227V226H221ZM235 227H237V226H235ZM247 227H248V225H247ZM260 227V228H259ZM164 229V230H166V232L168 231V234H170V235H168L167 237H171V239H170V241H171V244H170V241L168 242L169 244H170V246L172 247L171 248V250L170 249H168V248H162L161 247V242H159L158 240H156V236H157V231H161L162 229ZM177 228V229H178ZM208 228V229H207ZM216 228H215V230H216ZM223 228V227H222ZM229 228H231V227H229ZM234 228V227H233ZM233 228H231V229H233ZM242 228V227H241ZM240 228V230H242ZM245 228V227H244ZM42 229V230H43ZM172 229H174L173 231L174 232H172L171 230ZM221 229V228H220ZM220 229H218V231L220 230ZM234 229H236V228H234ZM234 229H233V231L232 232H234ZM248 229H245V230H248ZM90 230V231H89ZM97 231V229H95L94 228V231ZM180 230V229H179ZM184 230V229H183ZM182 230V231H183ZM236 230H238V229H236ZM239 230V231H240ZM244 230V229H243ZM243 230H242V232H243ZM169 231L171 232V233H169ZM225 231V230H224ZM259 231V232H258ZM263 231H264V229H263ZM35 232H37V234H35L34 235V233ZM106 232H108V235H107V237H106V235L105 234H107ZM164 232V231H163ZM189 232V233H188ZM219 232H222V231H219ZM229 232V231H228ZM245 232V231H244ZM248 232V231H247ZM246 232V233H247ZM94 233H96V232H94ZM93 233V234H94ZM109 233H111L110 235H109ZM159 233V232H158ZM161 234H163L162 232H160ZM159 233V238L160 239H162L163 237V235L164 236H166V234L164 233L162 236H160L161 234ZM231 233V232H230ZM236 233H238V231H236L235 232V234ZM263 233V232H262ZM181 234H185V235H181ZM222 234V233H221ZM226 234V233H225ZM228 234V233H227ZM233 234V233H232ZM241 234V233H240ZM240 234L238 233L237 235H239L240 236ZM245 234V233H244ZM13 235V234H12ZM33 235L35 236L34 238H36L37 240L38 239H40V238H42L43 240H44V238L47 240V245L45 244V246L46 247H43L44 246V244H40L39 245V248H37L38 246H35V244L36 243H38V241L34 244V242H32L33 243V245H29L28 243H30V241H33ZM83 235H85V236H83ZM89 235V236H88ZM228 235H230V234H228ZM264 235V234H263ZM82 236V239L80 238L79 239V237H81ZM226 235H224L223 237H225ZM69 237H72V239H73V237H77L78 239H76V238H74V239H76L77 241H79V242H77L76 240L75 241H73L72 239H70ZM129 237H130V239L131 238H133L132 240H128L129 239ZM233 237V236H232ZM71 240V241H73V243H75L76 244V242H77V251L76 252H78V253H73V252H68V253H63L62 252V250L60 251V247L61 246H64V243L66 242V241H68V242H71L69 239ZM204 238H206V242L204 241L205 239ZM229 238V237H228ZM231 238V237H230ZM237 239H238V237H236ZM41 239V240H42ZM166 239V238H165ZM42 240V241H43ZM46 240H44L45 242H43V243H46ZM163 240H164V238H163ZM224 240V239H223ZM240 240V239H239ZM204 241V242H203ZM165 242V241H164ZM164 242H162V243H164ZM219 242V241H218ZM221 242V241H220ZM227 242V241H226ZM229 242V241H228ZM233 242V241H232ZM72 243V242H71ZM167 243V244H168ZM240 243V242H239ZM246 243H247V241H246ZM66 244H67V242H66ZM43 245V246H42ZM74 245V244H73ZM231 246H232V244H230ZM233 245H234V243H233ZM236 245V244H235ZM237 245H238V242H237ZM69 246H71L70 245V243H69ZM165 246H167V247H169L170 248V246H168V245H166L165 244ZM65 248H66V246H64ZM67 247H68V244H67ZM189 247L192 249V250H194L195 251V253H196V257H198V258H196V259H198V260H196V259H192V258H190V257H193L192 255L194 254L193 252H190V253H188V252H185L184 253V251L185 250H187V249H189ZM233 247V246H232ZM65 248H63L62 247V249H65ZM71 248V247H70ZM76 247H73V250L75 249ZM168 249V250H167ZM237 249H239V248H237ZM245 249V248H244ZM66 251H68V250H70V249H68L67 250V248L65 249ZM72 250V249H71ZM76 250V249H75ZM79 250V251H78ZM248 250H249V252H248ZM188 251V250H187ZM189 251H191V250H189ZM254 251H256V253H257V255L256 256H254ZM188 253V254H187ZM189 257V258H188ZM19 258H20V260H19ZM194 258V257H193ZM206 259H209V261H207ZM24 260V259H23ZM22 260V261H23ZM196 260V261H195ZM4 261V262H3ZM213 261V262H212ZM24 262V261H23ZM20 264H23V263H20Z\"/></svg>",
    "mask_w": 264,
    "mask_h": 264
},
{
    "label": "rangeland",
    "instance_id": "2",
    "mask_svg": "<svg viewBox=\"0 0 264 264\" xmlns=\"http://www.w3.org/2000/svg\"><path fill=\"white\" fill-rule=\"evenodd\" d=\"M1 1V0H0ZM3 1V0H2ZM2 1L0 2V3H2ZM5 1V3H8L9 5L7 6V7H5V8H1L0 7V10L2 11V12H6V13H11V15H12V17H13V15H14V19L13 18H10V20H8V22L5 20V23L7 22V26H5V23L4 24H2L4 21H3V19H2V21L0 20V37L2 38V36H3V38L5 39V40H3V38H2V40H3V42H5V44L7 45V52H5L4 53V51L6 50V49H4V50H1L2 48L0 47V54L1 55H3V53H4V55L3 56H1L0 55V58L1 57H3L4 58V56L6 55V54H9V52H11V51H13V49H15L16 50V52H15V50L12 52V53H10V55H7V56H5V58L2 60L1 59V65H0V69H2V70H0V75L2 76V74L4 75V74H6V72H7V70H6V66L5 67H3V68H1L2 66H4V65H6V64H4L3 65V62L7 59L8 61H10V60H12V61H14L15 60V58H17V60H16V62L18 63V65H16L15 64V67H14V69H13V71H15V70H18V71H16V73L15 72H12L13 73V75H17V77L16 76H12L13 77V80H12V78H11V75L9 74V73H7L6 75H10V76H8V78H7V76H5L4 75V77L2 76V77H0V79H1V81H3V82H1L2 83V85H3V83L5 82V80H6V84H9L10 83V81H11V85L13 86V85H16L17 86V88H18V86H20L21 85V87L20 88H18V90L19 89H21L20 91H19V93L21 94V96H20V94L18 93V90L16 89H14V87H16V86H14L13 88H11V89H9V87L11 86L10 84L7 86V85H5V87L7 86L8 87V89H6L5 87L4 88H2L1 89V83H0V90H3V89H6V90H3V92H0V96H1V93H3V95L1 96L2 98H1V102L3 101V103H0V107H1V109H0V114L2 115V116H4V115H6V113H9L10 112V115L12 114H14L13 116L11 115V117H7V118H5V119H8V120H10L11 118H13L14 119V121H12V120H10V124L12 123H14L16 126L18 125V123H19V127H16L15 129L17 130V128H18V130H19V128L20 127H22V126H24L23 128H24V130H22V141H21V143H22V145H20L19 144V146H20V148L23 146H25L26 148H29L28 150H26V148H23L24 149V152H23V149L21 148V150H22V152L24 153V154H26L27 152H30V150L32 151V149H33V146H34V149H35V146H37V148L34 150V151H38V148L39 149H41V148H44V146L46 147V149L48 148L47 147V145H49V147H52V149H55L56 148V151H55V153L59 156V158L60 157H62L63 158V156H64V154L66 153H64L62 150H59V148H61V147H63V146H65L66 144H67V141L65 142V140H63L62 142H60V143H50V140H49V138L46 136V135H44V131H41V127L44 125V124H48V123H51V121H53V122H55V124H58V123H62L63 125H65L63 122H61V120H63V118H61V117H63V114H64V112H63V110L64 111H66L67 113L70 111V113H72L71 111L72 110H68V109H66L67 108V106L70 104V103H66V105L64 104L65 102H64V99H66L65 97H68L69 95H65L67 92L68 93H70L71 94V92L72 93H78L77 91H75V88L74 89H72V88H70V85H68V83L70 84V77H69V75L67 74V70H63L62 72L64 73V76L66 77V79H65V77L64 76H62V74L60 75V77H58V74H56V72H55V74H53L54 72H52V73H50V74H48V75H46V77L45 76H43V75H38V77H37V73H35L36 71H38L37 70V67H36V65H34L35 63H34V60L31 58V56L29 55V54H26L25 52H22L19 48H17L18 46H19V44H18V42L14 39V37H13V33H14V29H17V28H20V29H29V30H31V29H34L33 31H35L36 32V30L38 31V32H40L39 34H41L42 33V35H46L47 36V40H49L48 38H50L51 37V39L50 40H52V37H54L55 35V33H59L61 36L60 37H62V35H63V37L62 38H64L63 40H62V38L60 39V37H57V35L59 36V34L57 33V35L55 36V38H53V40L55 39V41H57V43L59 42V41H61L60 42V46H62V44L64 43L63 41H65V43L63 44L64 46H62V47H64L65 48V50H66V53H68L67 54V58H68V61L69 60H71V61H69L70 62V65H72L71 66V69H72V71H73V73H72V75H73V77L72 78H76V76H77V73H79L78 74V77H77V80L79 79V77H80V79H82V81H81V86L82 87H80V84L77 82V84H79V85H77L76 86V89H77V87L79 88V93L78 94H80V95H78L77 96V99H76V101H75V99L73 98V95H75V97H76V94H73V95H71V99L73 100L74 99V101H73V103L74 104H77L76 105V111H81V107H82V110H85V108H83V104H80V103H82V101H84L83 103H86V104H84V107H86L87 106V108L88 109H93V107H92V105H93V101L94 102H98V98H99V100H101V102H105V101H107V97L106 98H104L105 96L103 95V99L101 98V96L100 95H102L103 93L100 91V89H99V84H102V82L101 81H103V83H106V84H108L110 87H112V89H113V91H114V93L112 94V96L114 95L115 97H118V98H114L113 97V100H118L119 102H120V99L121 98H123V97H127L126 99H127V101H125L124 102V104H128L129 106H131V107H128V105H127V107L125 106V111L123 110L122 112H120V111H117V112H114L113 111V108H112V106H110V105H113V103L115 104V102H117L116 100L115 101H109L111 104H108L107 102H105V104H104V102L102 103V107H103V109L102 110H104V111H101L100 112V116H110V119L108 120L109 122H107V125L105 124V127H107V126H110V125H112V123L114 124V122H116V121H118V120H122L123 118V123L126 125V128H125V130L126 131H128V133L126 132V131H123L122 133H124V134H129V131H130V134H131V132H135L134 134L132 133L131 135L129 134V137H130V139H127V138H129L128 136H126L125 137V135L124 134H122V133H116V135H115V133L112 135V136H109V137H105V138H102L104 141H101V138H99V137H95V136H93L92 138L90 137V138H88V142H87V144L85 145L86 147V149H88L87 150V153H86V149L85 148H82V150L81 149H79L78 151L80 152V151H82V154H81V152L79 153V152H75V154L76 155H78V156H80V158L79 157H77L75 154H73L72 156H75V157H77V159H74L72 156V159L70 160L69 159V161L66 163L67 165H66V167H69V170H73V167H71L72 166V164L74 165L75 163L77 164V160H79L80 162H81V160L82 159H84L85 160V158L87 157L88 159H89V161H91L90 163H89V167H93L94 169H95V167H97L98 165L100 166L98 169L96 168V170L99 172L100 171V173H99V176H100V178L102 177V175L103 174H101V173H104L106 176L108 175V172L110 173L109 174V176L112 174V177L110 176H108L107 178H106V176L105 175H103V178H105V179H108V180H110V183H109V186H111V188L109 189V190H107L108 191V193H107V191H105V192H103V194L102 193H100V195H99V193H96V192H94L93 191V193H92V196H93V194H98L99 196H100V199L98 198L99 196L98 195H96V196H94V197H92L93 198V200H97V201H95V202H97V204L99 205H97V207H98V209L96 208V211H94L95 213H94V218H95V222L94 223H97V221L99 220V222L97 223V226L96 227H94L95 229H97V231L95 230L94 231V228L92 227L91 228V232L93 231V233L94 232H96V233H86V234H92V235H90L91 237L93 236V237H95L94 235H96L97 234V232L100 234L101 233V231H98L100 228H102V227H104L105 225H109V223L108 222H110V224L113 222H111V220L112 219H110L111 217V215H113V214H116L115 213V210H116V212H118L117 210H119V208H120V205L121 204H125L123 207H124V210H125V215L127 216V219H130V218H132V216H137L138 214H137V211H135L134 209H135V207H136V210H138L139 209V207H145V209H143V210H138V212L140 211V213H142L143 214V212L145 211V213L143 214V215H141L140 213H139V215H138V217H139V219L141 218L142 219V217H143V220L147 223V225H151V224H154V225H156L157 226V224L159 225V224H161V221H162V223L163 224H165V226H167V225H169L170 224V221L171 220H174L175 221V223H179L178 224V226H181L183 229H181L180 227L178 228V226H177V224H175L174 223V221H172L171 223H172V227H174V226H176L175 227V231H180L181 233L182 232H185L186 230V228H188L190 225V227L189 228H192L193 226L192 225H194V227H200V226H203V225H201V224H203L204 223V226L205 227H208V225H209V223L210 222H215V225H216V223H217V225L216 226H218L217 228H216V226H213L212 227V225H214V223L212 224V225H209V228H214V230L213 231H215L216 232V234H217V236H218V239L220 238V240H217L216 241V243H217V245L219 244V245H226L225 243H229L228 244V246H230V248H232V249H234L236 246H238L237 248H239V249H234L235 251L237 250V252H247V245H248V243L249 242H251V241H253V240H255L256 239V237H254V231L252 230V227H251V225H252V223L254 222H259L258 224L259 225H261L262 223L264 224V222H262L264 219V213H263V215L261 214V212H263V211H261L260 210V206H262V204L259 206V208L257 207V208H255L254 207V202L257 200L258 202H255V204L256 203H260V199H262V198H264V197H262V196H260L261 195V191H263L264 192V188H258V186L259 187H264V179H262V178H264V177H261V178H258V176L256 175V177L255 176H252L251 175V173L253 172V167H251V165L253 166V164H254V162H252L251 163V159L249 158H245V159H243V160H239L238 161V163H235L234 165H236V166H232L233 167V169L235 168V171L233 170V169H231L232 167L230 166L231 164H229V163H231L232 161H230V159L231 160H233L234 159V156H236L237 157V155H241V154H239L238 153V151H236L235 153L233 152L234 150H232L231 148H229V150H227L228 149V147L231 145L232 146V143H229V142H225V144H224V146L226 147V150H225V148H224V150H221V151H225L224 153L223 152H220L219 153V155H222L223 154V156H217V157H214V159H212V160H204V161H202L201 162V164H199L198 165V168L195 170V172L194 171H192L191 172V174L190 175H187V174H189V172L188 173H186L185 172V164H183L184 163V161L187 159V157H191L194 153L192 152V151H195L194 149H191V145H195V143H196V140L200 143V145H201V143H203L205 146H199V147H201L202 149H206V146L209 144V146H207L208 147V149H210V148H214L215 146H214V144L219 140V138H221L223 135H221V137L219 136V138H216V139H214V140H216V142L214 143H212V139H210V142H209V140H206V139H209V137H210V135H213L214 134V132H216V131H214V126L212 127L213 129H211V127H210V124L211 123H213V124H217V122L219 123V121L221 120H224V121H222L223 123H221L220 122V124H217L216 126H215V128L217 127V129L219 128V125H220V128L219 129H221V131H219L217 134H219L220 132V134H225L226 135V137H225V140H227V139H229V137L231 136V135H233V133H235V134H239L240 135V133L242 132V131H246V129L248 128V126H250V125H254V126H257V130H259V128H261L262 130L264 129V128H262L261 126H263L264 127V125H260L259 126V124L258 123H261V124H264V96L262 97V95L261 96H258L257 98H255V102H253L252 104H246V105H244V106H242V108L240 109L239 108V111L238 110H231V109H229V105L231 104L230 103V101H228V99H229V97H230V95H232L231 93L232 92H237V91H235L236 89L238 90V89H242V91L241 92H244V93H241L243 96H246V95H244L245 93L248 95H250L251 93L254 95L255 93H253L252 92V90L254 91V89L257 91L259 88H256V87H260L261 85H263L264 84V71H261V67H259V65H263L264 64V47H263V50H262V45L264 44V40H262V39H264V35L263 36H261L260 34H262V32H263V34H264V25H263V20H264V18H263V22H262V26L261 27H258V29H253V30H251L250 31V33H249V36H244V37H242V40H244V39H246V40H244V41H246V42H249V40H250V38H251V44L252 43H256V45H252L251 46V48L250 49H248L247 50V52L245 51V53L243 52L242 54L243 55H239L238 57H237V59L235 58V60L236 61H234L233 62V64L231 65V68H230V71H231V75L232 74H234V72H233V70H236V71H239L238 69L240 68L241 70L243 69L242 67H244V69L246 68V70H243V72H246V75H241V74H238L239 72H237V73H235V77L237 78V76H239L238 77V80L236 79V78H234L236 81H234V79L232 78L231 79V77H234V75L233 76H229L230 74L229 73H227V74H224V76L223 75H221L220 76V78H217V79H219V80H216V79H212V78H207V74L209 73V72H211L212 71V67H211V65H209L210 64V60L213 58L211 55H209V57L211 58V59H209V58H207L206 57V55L205 54H207V51H208V54H210L212 51H210L211 49H213V47L215 46L214 44H213V40H214V37H213V35H212V37H211V40H209L210 39V34H212V32H210L209 30V33H208V31H206L207 29H204V30H201L202 31V34H200L201 33V31L200 30H198V28L196 27V25H194L193 27H192V25L194 24L193 22H192V20H190V19H187V11H186V9H184L185 7H184V2H179V1H163V6H164V8L162 9H160V8H157V9H155V10H151V12L150 13H148V14H150V16L148 15V14H139V17L141 18V20H140V18L138 17V14L136 15V17H133L132 16V14L130 15V12H129V9H126V10H122V9H120V8H117V6L115 7L114 5L116 4V5H118L117 4V1H118V3H120L121 2V0H109L110 2H108L107 0H37V2H36V0H33L34 2H32V0H30V2H29V0H11L12 2H10V0H4ZM23 3H22V2ZM38 1L40 2L39 4H38ZM87 1V2H86ZM90 1V2H89ZM96 1V3H97V1L100 3V4H102V5H99L98 4V6L100 7H98L97 6V4H95V5H92L94 2ZM101 1V2H100ZM120 1V2H119ZM254 1L255 0H252L251 2H245L246 4V6L248 5H253L254 4ZM260 1H262V0H257V2L256 3H258V2H260ZM19 2V3H18ZM25 2V3H24ZM42 2V3H41ZM93 2V3H92ZM111 2H112V4H111ZM165 2V3H164ZM169 2H171L172 3V5L169 3ZM174 2V3H173ZM4 3V2H3ZM14 5H13V4ZM17 3V4H16ZM22 3V4H21ZM27 3V4H26ZM31 3H33V5L31 4ZM108 3H110L111 5H107ZM262 3H264V1H262ZM10 4H11V6H10ZM26 4V5H25ZM44 4V5H43ZM87 4V5H86ZM114 4V5H113ZM120 4H122V6H123V3L121 2ZM119 4V5H120ZM168 4V5H167ZM23 5H25V6H23ZM35 5V10H41V19L44 21H46V23H44L43 21H40L39 19H37V18H35L34 19V21H33V18H32V15L31 14H29V13H26V15L23 13V12H21L22 14H20V8L21 7H28V8H31L32 6H34ZM105 5H107V9H109L110 8V10H107V12H108V14H107V12H106V8L105 9H102V12H101V8L102 7H105ZM171 5V6H170ZM244 4H242V6H245ZM16 7L17 6V9H14V7ZM82 6V7H81ZM92 6V7H91ZM94 6V7H93ZM95 6H97V9L98 10H96L95 8ZM109 6H111V7H109ZM121 6V5H120ZM163 6H161V7H163ZM9 7V8H8ZM11 7L13 8V9H11ZM19 7V8H18ZM38 7V8H37ZM81 7V8H80ZM113 7V8H112ZM182 7H184L183 9H182ZM37 8V9H36ZM81 10H80V9ZM87 8V9H86ZM89 8V9H88ZM91 8H93V9H91ZM115 8V9H114ZM177 8V9H176ZM9 9H11V10H9ZM19 9V10H18ZM79 9V10H78ZM84 9V10H83ZM100 9V10H99ZM159 9V10H158ZM13 10V11H12ZM44 10V11H43ZM87 10H89V11H87ZM112 10V11H111ZM114 10V11H113ZM122 10V11H121ZM156 10H158V11H156ZM161 10V11H160ZM167 10L168 11H173V13H172V15H170L171 13L170 12H167ZM183 10V11H182ZM71 11V12H70ZM73 11V12H72ZM95 11V12H94ZM105 11V12H104ZM124 11V12H123ZM129 12V14H128V12ZM155 11V12H154ZM19 14H18V13ZM63 12V13H62ZM65 12V13H64ZM85 13V15L83 14H81V13ZM92 12V13H91ZM99 12V13H98ZM115 12H117V13H115ZM137 12V11H136ZM179 12H180V14H179ZM186 12V13H185ZM16 13H17V15H16ZM73 13H76V15H74ZM78 13V14H77ZM86 13H88V14H86ZM101 13V14H100ZM105 15H104V14ZM120 13V14H119ZM153 13H155L154 14V17H152L151 18V16H153L152 14ZM169 13V14H168ZM174 13H176V14H174ZM29 14V15H28ZM66 14V15H65ZM69 14V15H68ZM73 14V15H72ZM81 14V15H80ZM118 15L119 16V18H121L120 19V21L122 20V22H120V21H118V22H116V23H114L115 21H117V16H115V15ZM127 14H128V16H127ZM183 15V18H182V15ZM184 14H185V16H184ZM198 14V13H197ZM201 14V12H199V14L198 15H200ZM15 15H16V17H15ZM45 15V16H44ZM63 15H65V17L63 18L62 16ZM91 15V16H90ZM107 15V16H106ZM114 17H113V16ZM120 15H121V17H120ZM143 15H145V17L143 16ZM148 15V16H147ZM170 16V19L172 20V22H171V20L168 18V16ZM45 18H44V17ZM66 16H67V19H66ZM73 16L75 17V18H73ZM80 16H81V18H80ZM90 18H92V20H91V18L89 19L88 17ZM93 16V17H92ZM109 16V18H110V20H113L112 22L114 23H112L111 21H109V18H107ZM123 16V17H122ZM129 16H131L130 18H128ZM148 17V19L150 20H148L147 19V17ZM162 16V17H161ZM163 16H166V18L164 19L163 18ZM179 16V17H178ZM43 17V18H42ZM73 19H72V18ZM97 18V20H95V18ZM103 17V18H102ZM115 17H117V18H115ZM143 17V18H142ZM151 19H150V18ZM189 17V16H188ZM30 18V22H28V21H26V20H28ZM49 18V19H48ZM63 18V19H62ZM76 18H77V20L78 21H80V22H82V21H84L85 20V22H87V23H85L84 24V22H82V24H83V26H82V24H80L77 20H76ZM79 18V19H78ZM83 18V19H82ZM88 18V19H87ZM106 18H107V20H106ZM119 18H118V20H119ZM139 18V19H138ZM145 18V19H144ZM156 18V19H155ZM175 18V19H174ZM176 18H177V20H176ZM26 19V20H25ZM65 19V20H64ZM116 19V20H115ZM134 19V21H132V20ZM163 19V20H162ZM174 19V20H173ZM252 18L251 17H249V20H251ZM16 20V21H15ZM31 20H32V22L33 23H31ZM50 22H49V21ZM55 20V21H54ZM58 20V21H57ZM67 20H68V22H67ZM71 20H73L76 24H80L81 25V30H83L84 29V31H81V30H79L80 28H78V29H76L77 27H79L80 25H76V24H74V22L73 21H71ZM82 20V21H81ZM88 20V21H87ZM93 20H95V21H97V22H93ZM98 20H99V22H98ZM124 20L126 21V22H128L129 24H131V26L132 27H130L129 25H127L128 23H125L124 22ZM136 20V21H135ZM139 20V21H138ZM143 20V21H142ZM158 20H160L159 22H158ZM170 20V21H169ZM179 20V21H178ZM248 19L246 20V21H249ZM13 21H14V23H13ZM26 21V22H25ZM38 21V22H37ZM52 21V22H51ZM60 21V22H59ZM63 21V22H62ZM71 21V22H70ZM77 21V22H76ZM92 21V22H91ZM132 23H131V22ZM138 21V23H136ZM189 21V22H188ZM2 22V23H1ZM13 23V24H15V25H13V24H11V26L9 25L8 26V24H10V23ZM40 22H42V23H40ZM55 22H56V25H55ZM59 22V24H58V26H57V23ZM66 22L68 23V28H65V29H62V25L63 24H66ZM70 22V23H69ZM73 22V23H72ZM90 22V23H89ZM119 22H120V24H119ZM134 22V23H133ZM142 22V23H141ZM242 23L239 25V28H241L242 27V24H243V26L245 25V23H243V21H241ZM30 25H29V24ZM49 25H48V24ZM89 23V24H88ZM91 23H93V24H91ZM119 25H121L120 27L118 26V24ZM125 23V24H124ZM136 23V24H135ZM171 23H173V24H171ZM176 23H178V24H176ZM17 24V25H16ZM22 24V25H21ZM28 24V25H27ZM44 24V25H43ZM60 24H62L61 26H60ZM73 26H72V25ZM91 24V25H90ZM116 24V25H115ZM138 24V25H137ZM190 24H192V25H190ZM19 25V26H18ZM25 25V26H24ZM27 25V26H26ZM33 26V28H32V26ZM54 26V27H51V26ZM69 25H70V27H69ZM85 25V26H84ZM87 25H89L90 26V28H89V26H87ZM104 25L106 26V27H104ZM112 26V28H111V26ZM115 27H114V26ZM135 25V26H134ZM170 25V26H169ZM174 25V26H173ZM184 25V26H183ZM18 26V27H17ZM31 26V27H30ZM36 28H35V27ZM51 28H50V27ZM58 28H57V27ZM77 26V27H76ZM108 26V27H107ZM118 26V27H117ZM123 26H125L126 28L128 27V28H131V31L132 32H130V30L129 29H125V27H123ZM175 26H176V28H175ZM187 28H186V27ZM9 27V28H8ZM11 27H13L12 29H13V31L11 30ZM15 27V28H14ZM17 27V28H16ZM25 27V28H24ZM29 27V28H28ZM37 27H42L41 29L40 28H37ZM44 27V28H43ZM72 27H74L73 29H72ZM85 27V28H84ZM110 27V28H109ZM144 27V28H143ZM156 27H157V29H156ZM174 27V28H173ZM184 27V28H183ZM193 28L192 30H194V28H196L197 29V31H200V32H196V29H195V31H192V30H190V32H188L189 31V29H191V28ZM237 27V26H236ZM31 28V29H30ZM46 28L48 29V30H46ZM88 28V29H87ZM113 28H116V29H113ZM118 28V29H117ZM133 28V29H132ZM135 28V29H134ZM182 28V29H181ZM189 28V29H188ZM43 29V30H42ZM46 31H45V30ZM60 31H59V30ZM75 29H76V31H75ZM101 29V30H100ZM103 29V30H102ZM121 29V30H120ZM123 29V30H122ZM174 29V30H173ZM177 31H176V30ZM239 30L238 29V27L237 28H235V30ZM41 30V31H40ZM52 31V30H55L54 32L55 33H53V31L52 32H50V31ZM78 30H79V32H78ZM93 30H95V31H93ZM100 30V31H99ZM184 31V32H182L181 33V31ZM187 30V31H186ZM234 30V29H233ZM236 30V31H237ZM45 31V32H44ZM49 31V32H48ZM102 31V32H101ZM106 31V32H105ZM122 32V34H121V32ZM162 31V32H161ZM166 31V32H165ZM204 31V32H203ZM262 31V32H261ZM38 32H36L37 34H38ZM61 32V33H60ZM65 32V33H64ZM97 32V33H96ZM99 32H100V34H99ZM105 32V33H104ZM110 32V34L108 35V33ZM111 32H113L114 34L115 33H117L116 35H114L113 33H111ZM127 32V33H126ZM130 32V33H129ZM136 32V33H135ZM167 32L169 33V34H167ZM171 32V33H170ZM180 32V33H179ZM193 32V33H192ZM207 32V33H206ZM251 32H253V33H251ZM2 33H4V34H2ZM44 33V34H43ZM45 33H47V34H45ZM66 33H69V34H66ZM73 33V34H72ZM76 33H77V38L79 39V41H78V39L76 38V37H72V35H76ZM81 33H83V34H81ZM94 33L95 34H98V36L97 35H94ZM140 33V34H139ZM142 33V34H141ZM165 33V34H164ZM188 33V34H187ZM204 33V34H203ZM255 33V34H254ZM6 34V35H5ZM38 34V35H39ZM50 36H49V35ZM52 34H53V36H52ZM78 34H81V35H78ZM86 34H87V37L88 36H90V37H86ZM93 36H92V35ZM120 34V35H119ZM183 34V35H182ZM187 34V35H186ZM190 34V35H189ZM206 34H209V35H207L209 38H207V37H205V35ZM252 34V35H251ZM259 34V35H258ZM42 35H40V37L43 39V37L46 39V37L45 36H43L42 37ZM68 35V36H67ZM85 37V39L87 38V39H91V38H93V40H91V42H90V40H88V41H86L85 39H84V37ZM103 35H105L104 37H103ZM140 35V36H139ZM143 35V36H142ZM145 35V36H144ZM148 35V36H147ZM169 35V36H168ZM189 35V36H188ZM201 35H204L203 37L201 36ZM257 35V36H256ZM6 36V37H5ZM78 36H80V38H81V40H83V41H81L80 40V38L78 37ZM112 36V37H111ZM118 36L120 37V39L118 38ZM147 36V37H146ZM190 36H193V38L192 37H190ZM260 36H261V38L262 39H260ZM68 37H70V38H68ZM95 37H97V40H96V38ZM98 37H100V39H104V41L102 40V41H98ZM106 37H108L107 38V41H105V38ZM126 37V38H125ZM145 37V38H144ZM150 39H149V38ZM190 37V38H189ZM202 37L203 38V40H204V38L205 39H207V40H204L203 41V43L201 42L202 41V39H200V38ZM254 38V40L255 41H253V38ZM256 37L257 38H259V40H257L256 39ZM56 38H57V40H56ZM58 38H59V41H58ZM68 38V41H66L65 39H67ZM77 39V40H75V39ZM83 38V39H82ZM115 38V39H114ZM146 38H147V41H146ZM247 38H249V40L247 39ZM10 39V40H9ZM27 39V40H26ZM70 39V40H69ZM112 39H114V40H112ZM116 39H117V41H120V40H122V41H120V42H118V45H117V42L115 43V41H116ZM124 39V40H123ZM136 39V40H135ZM152 39V40H151ZM155 39H157V41H159V42H156V40ZM177 39V40H176ZM194 39V40H193ZM197 39H198V41H197ZM28 40L30 41V39L27 37V38H23V40L21 41V43H27L28 42ZM72 40V41H71ZM112 40V41H111ZM130 40V41H129ZM137 40H140V42L139 41H137ZM149 40V41H148ZM153 42L154 40V42H153V44L151 45L150 43H151V41ZM166 40H167V42L169 43H167L166 42ZM178 40H181V41H178ZM192 40V41H191ZM201 40V41H200ZM248 40V41H247ZM15 41H16V43H15ZM25 41V42H24ZM84 41H86V42H84ZM110 41L112 42L111 44H110ZM129 41V42H128ZM163 41H164V43H163ZM170 41V42H169ZM171 41H172V43H171ZM191 41V42H190ZM194 41V42H193ZM210 41V43H208ZM262 41V42H261ZM9 42V43H8ZM68 42V43H67ZM74 43L73 45H72V43ZM78 42H82V43H78ZM99 43L100 45H99V47H98V45L96 46L94 43ZM123 42H125L126 44L124 45V43ZM183 42V43H182ZM192 42H193V44H192ZM261 44H260V43ZM12 43H14V44H12ZM66 43H67V46H66ZM88 43H89V45H88ZM150 45H149V44ZM156 43V44H155ZM167 43V44H166ZM178 43H180V44H178ZM184 43H186V46H185V44ZM195 43V44H194ZM202 43V44H201ZM206 43V44H205ZM250 43H248V44H250ZM9 44V45H8ZM114 44V45H113ZM123 44V45H122ZM163 44V45H162ZM174 44V45H173ZM210 44H211V49H210ZM260 44V45H259ZM68 45H70V46H73V47H70V46H68ZM79 45V46H78ZM102 45V46H101ZM106 45V47H104ZM119 46L118 48H117V46ZM129 45V46H128ZM141 45V46H140ZM167 45V46H166ZM168 45H170V46H168ZM259 45V46H258ZM74 46H75V50H76V48L78 47L79 48V50L82 48L83 49V47L84 48H87L88 49V46H89V49L91 48V46H94V49L93 48H91V50L92 51H94L95 50V52L98 50L99 52H100V54H99V52L97 51V53H94V59H93V61L95 62V61H97L95 64H94V62L92 61V64L90 63V65L88 64L89 63V61H88V59H83V57L80 55V54H78V49L75 51V50H73L74 49ZM86 46V47H85ZM114 46H116V47H114ZM120 46H121V48H120ZM124 46V49L125 50H122L123 47ZM137 46L139 47V49L137 48ZM155 48H154V47ZM264 46V45H263ZM12 47V48H11ZM14 47V48H13ZM96 47V48H95ZM102 47V48H101ZM105 49H104V48ZM111 47V49H108V48H110ZM125 47H127V48H125ZM186 47V48H185ZM67 48V49H66ZM68 48H71V50H68ZM106 48H107V50H106ZM115 48H117V49H119V50H117V49H115ZM144 48V49H143ZM253 48V49H252ZM12 49V50H11ZM103 49V50H102ZM127 49V50H126ZM130 49V50H129ZM142 49V50H141ZM180 49H182V52H179V51H181ZM184 49V50H183ZM255 49V50H254ZM11 50V51H10ZM105 50V51H104ZM112 50V51H111ZM144 50V51H143ZM148 50V51H147ZM152 50V51H151ZM173 50V51H172ZM186 50V51H185ZM192 50V51H191ZM194 50H197V51H194ZM251 50H253V51H251ZM259 50H261V52L259 51ZM68 51V52H67ZM69 51H71V52H69ZM107 51V52H106ZM110 51L111 52H115L114 54H117V55H115L114 56V54H111L110 53ZM119 51H121L122 53H124L125 52V54H123L122 55V53H120ZM124 51V52H123ZM204 51H206V52H204ZM248 51H250L249 53H251V54H249L248 53ZM257 51V52H256ZM3 52V53H2ZM14 52H15V54L17 55V57L16 56H13V54H14ZM77 54H76V53ZM103 52V53H102ZM108 52L110 53V54H108ZM118 52V53H117ZM128 52V53H127ZM137 52V53H136ZM139 52V53H138ZM142 52V53H141ZM198 52H200V53H198ZM210 52V53H209ZM259 52V53H258ZM69 53H71L72 55H70ZM150 53V54H149ZM203 53V54H202ZM261 53V54H260ZM263 53V54H262ZM14 54V55H15ZM51 54H53V53H51ZM59 53H55L54 54V56L57 58L59 55H58ZM73 54H76V55H73ZM97 54H99V55H97ZM102 54H103V56H102ZM140 56H139V55ZM149 54V55H148ZM202 54V55H201ZM208 54H207V56H208ZM248 54V55H247ZM253 54V55H252ZM11 55L13 56L12 58H11ZM57 55V56H56ZM66 55V54H65ZM69 55V56H68ZM114 56V57H116V58H112V60L114 61L115 59V63L114 62H112V60L110 59V65H109V60H108V56ZM146 55V56H145ZM151 55V56H150ZM184 55H186V56H184ZM246 55V56H245ZM252 55V56H251ZM71 56V57H70ZM72 56H74L73 58H72ZM80 57L81 56V58H77V57ZM102 56V57H101ZM110 56H109V58H110ZM130 56V57H129ZM159 56V57H158ZM182 56H183V58H182ZM201 56H202V58H201ZM204 56L207 58V59H205L204 58ZM250 56H251V58L255 61V63L257 62V60H258V66L257 65H255V63H253L254 61L250 58ZM257 56V57H256ZM15 57V58H14ZM20 59H19V58ZM100 57V58H99ZM105 57V58H104ZM120 57V58H119ZM176 57V58H175ZM247 57V58H246ZM11 58V59H10ZM63 60H62V59ZM75 58H77V59H75ZM104 58V59H103ZM107 58V59H106ZM161 58V59H160ZM201 58V59H200ZM250 58V59H249ZM10 59V60H9ZM27 59V60H26ZM32 59V60H31ZM61 59V60H60ZM81 59H83V60H86V62H88V63H86L85 61H83V60H81ZM96 59V60H95ZM98 59H100V60H104V62L106 61V60H108V61H106L107 63H108V65L107 66H109V67H111L113 70H109V69H111V68H109V67H105L106 65L105 64H107L106 62L104 63L103 62V66H102V62L100 61V60H98ZM124 59H126L125 60V64L123 63V66L121 65V62H123L124 61ZM132 59V60H131ZM166 59V60H165ZM194 59H195V61L197 62V60L196 59H198V62L196 63L195 62V64H194ZM20 60V63L21 64H19V61ZM75 60V61H74ZM79 60H81L80 62H79ZM117 60H119L120 61V67L118 66L117 67V64L119 63V62H117ZM131 60V61H130ZM156 60V61H155ZM187 60V61H186ZM204 61V63H202L203 61ZM205 60H208V61H206V62H208V64L205 62ZM213 60V59H212ZM211 60V61H212ZM241 60V61H240ZM252 60V61H251ZM261 60V62H259ZM12 61H10V63H9V65L12 63ZM63 61V66L65 65L64 63V58H63V56H59L58 58H57V62H59V63H57V65H61L62 66V64H61V62ZM73 61V62H72ZM82 61L83 62H85L86 64H88V66L85 64V63H82ZM144 61H145V63H144ZM111 62H112V64H111ZM117 62V63H116ZM154 62V63H153ZM157 62H158V64H157ZM188 62V63H187ZM241 62V63H240ZM250 62V63H249ZM263 62V63H262ZM34 63V64H33ZM72 63V64H71ZM75 63L77 64V63H80L79 65L77 64L76 66L78 67L79 66V68H77L76 66H74L75 65ZM130 65H129V64ZM149 63V64H148ZM202 63V64H201ZM206 63V64H205ZM236 63H237V67H236ZM240 63V64H239ZM253 63V64H252ZM262 63V64H261ZM27 66H26V65ZM82 64L84 65L83 66V70H82ZM146 64V65H145ZM157 64V65H156ZM201 64V65H200ZM203 64H205L206 66H204ZM238 64H239V67H238ZM246 64V65H245ZM247 64H249V65H247ZM250 64L252 65L251 67H249L250 66ZM257 64V63H256ZM9 65H7V66H9ZM12 65H13V63H12ZM25 65V67L26 68H28V72H25V71H27V69L24 71V69H25V67H22V66H24ZM85 65L87 66V69H86V67H85ZM91 65H94V66H91ZM105 65V66H104ZM114 65H116V66H114ZM119 65V64H118ZM136 65H138V66H136ZM194 65H196V66H194ZM204 67H208L209 66V68H207V69H209V70H207L206 68H204ZM31 66V67H30ZM35 68H34V67ZM66 66V65H65ZM64 66V67H65ZM91 68H90V67ZM126 66V67H125ZM200 66H202L203 67V69L200 67ZM255 66V67H254ZM264 66V65H263ZM262 66V67H263ZM88 67H89V69H88ZM94 67H95V69H94ZM103 67V68H102ZM123 67V68H122ZM184 67H186V68H184ZM188 67V68H187ZM249 67V68H248ZM254 67V68H253ZM18 68V69H17ZM24 68V69H23ZM105 68L107 69V72H106V70H105ZM109 68V69H108ZM116 68H120V69H117V71H115V69ZM131 68H132V70H131ZM185 70H184V69ZM191 70H190V69ZM264 68V67H263ZM4 69H5V71H4ZM35 69H36V71H35ZM74 69H77L76 70V72L74 71ZM80 69V71L78 72V70ZM91 69H92V71H91ZM100 69L102 70V71H104L105 70V72L103 73V74H105L104 76L102 75V72H100ZM121 69H124L123 71H121ZM130 69V70H129ZM188 69V70H187ZM201 69V70H200ZM205 69V70H204ZM210 69H211V71H210ZM220 69V68H219ZM231 69H233V70H231ZM249 69V70H248ZM87 71V73L86 74H82V73H85L86 71ZM94 70V71H93ZM200 70V71H199ZM207 70V71H206ZM216 70H218V69H216ZM221 70V69H220ZM5 73H4V72ZM33 71H34V73H33ZM65 71H67V72H65ZM84 71V72H83ZM110 71V72H109ZM114 71V72H113ZM118 71H120V72H118ZM184 71V72H183ZM187 71V72H186ZM189 71V72H188ZM196 71V72H195ZM247 71H250V72H247ZM259 71H261L260 73H261V75L260 74H258L259 73ZM3 72V73H2ZM82 72V73H81ZM91 72H93V74L91 73ZM98 72V73H97ZM112 72V73H111ZM116 72H118V73H116ZM121 72H123L122 74L124 75V77H123V75L121 74ZM124 72L125 73H128V75L127 74H124ZM130 72V73H129ZM162 72H166V74H163ZM175 72V73H174ZM186 72V73H185ZM194 72V73H193ZM202 72V73H201ZM233 72V73H232ZM242 71L240 72V73H242V74H245V73H243ZM19 73V74H18ZM28 73H30V75L28 74ZM69 73V72H68ZM80 73H81V75H80ZM94 73L96 74V75H94ZM109 74L110 75V77L108 76V75H106V74ZM114 73V74H113ZM120 73V74H119ZM132 73V74H131ZM144 73V74H143ZM153 73V74H152ZM155 73V74H154ZM173 73V74H172ZM205 73V74H204ZM223 73V72H222ZM252 73H254L255 75H256V77H254V75L252 74ZM22 74V75H21ZM27 74V75H26ZM34 74V75H33ZM92 74V75H91ZM100 74V75H99ZM134 74V75H133ZM237 74V75H236ZM26 75V76H25ZM28 75H29V77H28ZM55 75V76H54ZM90 75V78H92V79H95V78H93V77H97V79H95L94 81L96 82V80H97V84L95 83V84H93V86L95 87H93L91 90H93V89H95L96 91H98V89H99V93L98 92H96L95 90H93L94 92H96L95 93V99H97V100H94V97H93V100L90 102V100L88 99V102H87V100H85V98H89V96L88 95H86L87 93V91H90V94H91V90H89L88 88L89 87H87V80H91V79H88V77L87 76H89ZM102 75V76H101ZM125 75H127L126 77H128V78H125ZM142 75H144V76H142ZM165 75V76H164ZM168 75V76H167ZM192 75V76H191ZM200 75H202V76H200ZM205 75H206V78H204L205 77ZM226 75V76H225ZM22 78H21V77ZM24 76V77H23ZM39 76H43V77H39ZM51 76H53V77H51ZM106 76H107V78H106ZM191 76V77H190ZM195 76V77H194ZM229 76V77H228ZM254 78H253V77ZM262 76H263V78H262ZM7 78L8 80H9V78H11L9 81H7V79H5L4 80V78ZM16 77V79L17 78H19V79H15V81H17V82H15L14 81V78ZM48 77H51V79H48ZM62 77H63V79H65V80H67L68 78V80H67V82H66V88H65V92H62V90L61 91H57L56 90V83L60 80H62L63 81V79H62ZM68 77V78H67ZM87 77V78H86ZM101 77H103V78H101ZM123 77V79H121ZM136 77H138V78H136ZM190 77V78H189ZM197 77V78H196ZM243 77V78H242ZM252 77V78H251ZM29 79V80H31V81H29L28 79V81L27 80H25V79ZM33 78V79H32ZM36 78V79H35ZM38 78V79H37ZM43 78H45V79H43ZM61 78V79H60ZM102 80H101V79ZM106 78V79H105ZM109 78H111L112 80H110ZM117 78V79H116ZM124 78H125V80H124ZM192 78V79H191ZM224 78V79H223ZM261 78V79H260ZM20 79H23L22 81L20 80ZM41 79H43L42 81H40ZM48 79V80H47ZM53 79H59L57 82H55V80L53 81ZM98 79H99V81H98ZM106 80V81H104V80ZM107 79H108V81L110 80L112 83H113V85L115 86H112L111 84V82L109 83L108 81H107ZM116 79V80H115ZM138 79V80H137ZM143 79V80H142ZM166 79V80H165ZM207 81H206V80ZM210 79H211V81H210ZM220 79H222L223 81H221ZM242 79H244L243 81H242ZM250 79H260V84H258L259 83V81H256V80H254V81H252V80H250ZM18 80H20L19 82H18ZM83 80H84V82H83ZM209 80V81H208ZM216 80V81H215ZM246 80V81H245ZM248 80L249 81H251L250 83L248 82ZM263 80V81H262ZM15 83H14V82ZM23 81H25V82H23ZM45 81H47V82H45ZM58 82L57 84H59V85H61L60 83H62V82ZM79 82H80V80H78ZM116 81V82H115ZM118 81V82H117ZM142 81V82H141ZM147 82V83H145V82ZM221 81V82H220ZM227 83H226V82ZM8 82V83H7ZM12 82H13V84H12ZM23 82V83H22ZM30 84V86H29V84ZM32 82V83H31ZM50 84H49V83ZM82 82H83V84H82ZM122 84H121V83ZM179 82V83H178ZM182 82V83H181ZM254 82V86H253V83ZM256 82V83H255ZM263 82V83H262ZM4 83V84H5ZM16 83H18V84H16ZM36 83V84H35ZM38 83V84H37ZM48 83V84H47ZM118 83V84H117ZM125 83H129V85L128 84H125ZM153 83H155L154 85H153ZM190 83V84H189ZM244 84V85H242V84ZM26 84H28V85H26ZM39 84H41L40 86H39ZM44 84V85H43ZM53 84H55V86L53 85ZM63 84V83H62ZM120 84V85H119ZM215 84V85H214ZM233 84V85H232ZM237 84V85H236ZM246 84H248V85H246ZM249 84L252 86V88L249 86ZM257 86H256V85ZM25 85V86H24ZM37 85V86H36ZM46 85V86H45ZM119 85V86H118ZM152 85V86H151ZM200 85H201V87H200ZM260 85V86H259ZM4 86V85H3ZM27 86H29V87H27ZM38 86L39 87H42L41 89H43V90H38L39 88H38ZM50 86V87H49ZM86 86V87H85ZM97 86V87H96ZM121 86V87H120ZM129 86V87H128ZM131 86H132V88H131ZM134 86H136V88L134 87ZM205 86V87H204ZM247 86V89L245 88ZM23 87V88H22ZM44 87H49V89H51L52 87L53 88H55V89H53L52 91H46V90H49L48 88L46 89V88H44ZM70 89H69V88ZM84 87V88H83ZM114 87V88H113ZM152 87H154V88H152ZM157 87H159V88H157ZM179 87V88H178ZM204 87V88H203ZM207 87V88H206ZM209 87V88H208ZM226 87V88H225ZM240 87V88H239ZM249 87H250V89H249ZM254 87V88H253ZM261 87H264V85L263 86H261ZM35 88V89H34ZM38 88V89H37ZM68 88V89H67ZM86 90V91H84L85 92V94L84 93H80V91L81 92H83V90ZM97 88V89H96ZM121 88H124V89H121ZM134 88V89H133ZM161 88V89H160ZM171 88H173V89H171ZM213 88V89H212ZM222 88V89H221ZM230 88H231V90H233V91H231V93L229 92L230 91ZM24 89V90H23ZM31 89V90H30ZM44 89H46V90H44ZM71 89H72V91H71ZM88 89V90H87ZM138 89V90H137ZM142 91H140V90ZM155 91H154V90ZM157 89V90H156ZM169 89V90H168ZM205 89V90H204ZM227 90V91H225V90ZM10 90H11V93H12V95H11V93H10ZM13 90H15V91H13ZM27 90V91H26ZM69 90V91H68ZM127 90V91H126ZM162 90V91H161ZM166 90V91H165ZM203 90V91H202ZM247 90H249L250 91V93L247 91ZM17 91V92H16ZM34 91H36V92H34ZM43 91V92H42ZM44 91H46V93L47 94H53V93H59V92H61V93H63L64 95L63 96H60V95H58V94H54L55 96V99H56V101H55V99H54V97L53 96H49V95H46V93L44 92ZM53 91H55V92H53ZM67 91V92H66ZM71 91V92H70ZM120 91V92H119ZM126 92V93H124V92ZM136 91V92H135ZM145 93H144V92ZM165 91V92H164ZM204 91H206L205 92V94H204ZM6 92V93H5ZM14 92H16V93H14ZM26 92V93H25ZM39 92V93H38ZM42 92V93H41ZM49 92V93H48ZM102 94H101V93ZM117 92V93H116ZM122 92V93H121ZM135 92V93H134ZM138 92V93H137ZM164 92V93H163ZM200 92H202L203 94H201ZM255 92V91H254ZM8 93H10V94H8ZM13 93H14V95H13ZM29 93V94H28ZM67 93V94H68ZM120 93H121V98L119 99V95H120ZM150 93V94H149ZM173 95H171V94ZM197 93V94H196ZM199 93V94H198ZM211 93V94H210ZM225 93V94H224ZM238 93V92H237ZM4 94H8L9 96H6L5 95V99H7V101L6 100H4L3 99V97H4ZM25 94V95H24ZM40 94H42V95H40ZM46 96H45V95ZM51 94V95H52ZM60 94V93H59ZM83 96H82V95ZM88 94H89V92H88ZM89 94V95H90ZM117 94V95H116ZM122 94L124 95V96H122ZM137 96H136V95ZM143 94V95H142ZM145 94H147V95H145ZM217 94V95H216ZM241 94H239L238 96H240ZM251 94V95H252ZM12 97H11V96ZM17 95H18V98H17ZM34 95V96H33ZM39 95H40V97H39ZM43 95H44V97H43ZM60 96V97H64V98H61L60 100L61 101H63V103H61V104H59L58 105V103L59 102H61V101H59L58 102V100L59 99H57L56 98V96ZM62 95V94H61ZM86 95V96H85ZM100 96V97H98V96ZM206 95V96H205ZM240 96V99H239V97L238 96H236V98H238V99H235V98H231V99H229V100H231V101H234V102H236V100H238V101H242V99L244 98L243 96ZM249 95H248V97H249ZM23 96V97H22ZM51 97V99H47L48 97ZM83 97V100H81L80 101V99H79V97L82 99V97ZM131 96V97H130ZM140 96V97H139ZM145 96V97H144ZM147 96V97H146ZM151 96V97H150ZM154 96H155V98L156 99H158V100H156L155 98H154ZM161 96V97H160ZM176 96V97H175ZM8 97V98H7ZM11 99H10V98ZM35 97V98H34ZM47 97V98H46ZM59 97V98H60ZM96 97H98V98H96ZM129 97H130V99L132 98V100L131 101H133L132 103H131V101H130V99H129ZM136 97V98H135ZM199 97V98H198ZM223 97V98H222ZM241 97H243V98H241ZM247 97V96H246ZM22 98V99H21ZM52 98L54 99V100H52ZM149 98V99H148ZM167 98V99H166ZM192 98V99H191ZM259 98V99H258ZM8 99L10 100V101H8ZM21 99V100H20ZM36 99V100H35ZM37 99H38V101H37ZM44 99H46V101L44 100ZM209 99H210V102H209ZM223 99H226V100H224L225 101V104L222 102V100ZM233 99V100H232ZM32 100V101H31ZM34 100H35V102L36 103H39V104H36L35 103V105H34ZM47 100H48V103H46L47 102ZM80 102H78V101ZM137 100V101H136ZM153 100V101H152ZM243 100H245V99H243ZM29 101L31 102V106H34L33 108L31 107V108H29V107H27V105L29 104L30 105V103H29ZM44 101V102H43ZM55 101V102H54ZM86 101V102H85ZM129 101V102H128ZM155 101H157V103H155ZM159 101V102H158ZM228 101V102H227ZM4 102H6V103H9V106L8 105H5V103ZM51 102H52V104H51ZM77 102V103H76ZM95 103V105H93V106H97L98 104H99V102L98 103ZM136 102H138L139 104H136V106H135V103ZM163 102V103H162ZM170 102V103H169ZM25 106V110L27 111V109H26V107L28 108V110H29V112H31V117H33L32 118V120H34L35 118H37L34 122H36L37 120L40 122V120L42 121V119H43V122H44V120L46 121V119L48 120L46 123L44 122L43 123V125H42V122L41 123H39V124H41V125H39L38 124V121L36 122L37 123V125H39L38 127H34V124H32V126L30 127V126H26L25 124H22L21 123V121H18L17 120V117H16V113H18L19 111H21V112H19V113H22V111H24V109H21V105L22 104ZM28 103V104H27ZM43 103V104H42ZM46 103V104H45ZM90 103H92V105L90 104ZM106 103H107V106H105L106 108L108 107V109H106V108H104V105H106ZM118 103V102H117ZM116 103V104H117ZM131 103V104H130ZM168 103H169V105H168ZM2 104H3V106H2ZM26 104V105H25ZM42 104V105H41ZM44 104L45 105H47L46 107L44 106ZM49 104V105H48ZM74 104L72 105V103L69 105L70 107H72V106H74ZM89 105V107L91 106V108H89L88 107V105ZM97 104V105H96ZM163 104V105H162ZM254 104V105H253ZM22 105V106H23ZM28 105V106H29ZM41 105V106H40ZM61 105V106H60ZM65 105V106H64ZM80 105H82V106H80ZM86 105V106H85ZM133 105V106H132ZM142 105H144V106H142ZM151 105V106H150ZM152 105H153V107H152ZM158 107H157V106ZM162 105V106H161ZM165 105H167V106H165ZM185 105H186V107H185ZM208 105V106H207ZM248 105H251V106H248ZM18 106V107H17ZM24 106L22 107V108H24ZM36 106H38V107H36ZM40 106V107H39ZM57 106V107H56ZM58 106H60V107H58ZM77 106H78V108L79 109H77ZM80 106V107H79ZM165 106V107H164ZM181 106V107H180ZM226 106V107H225ZM13 107H17V108H15V110H14V108ZM20 107V108H19ZM36 107V108H35ZM43 107H45V108H43V110L45 111V113H42L43 111H41L40 109H42ZM75 107V106H74ZM73 107V108H74ZM140 107V108H139ZM144 108V109H147L146 111L145 110H143L142 108ZM151 107H152V109H151ZM159 107L161 108V109H159ZM215 107V108H214ZM227 107H228V109H229V111H228V109H227ZM8 108V109H7ZM37 108H40L39 110L41 111V112H39L38 111V109ZM64 108V109H63ZM69 108V107H68ZM111 108V109H110ZM155 108H158L157 110L155 109ZM176 108V109H175ZM179 108V109H178ZM204 108V109H203ZM208 108V109H207ZM214 108V109H213ZM250 108V109H249ZM252 108V109H251ZM2 109L3 110H5L6 109V111H4V112H2ZM16 109H17V112H16ZM33 109L34 110V112L33 111H31V110ZM131 109V110H130ZM134 109H136V110H134ZM153 109H155L156 110V112L157 111H159V112H157V113H159V115L157 114V113H155V111L153 110ZM165 109H166V111H165ZM172 109V110H171ZM196 109V110H195ZM211 109H213L214 111H215V113H214V111L213 110H211ZM219 109H221V111L219 110ZM226 109H227V111H226ZM9 110V111H8ZM11 110V111H10ZM36 110L38 111L37 113H36ZM48 110V111H47ZM133 110V111H132ZM151 110H153V111H151ZM167 110H169V111H167ZM193 110V111H192ZM217 110H219V111H217ZM223 110V111H222ZM241 110V111H240ZM252 110H255V111H252ZM54 113H53V112ZM142 111V112H141ZM197 111V112H196ZM212 111V112H211ZM226 113H225V112ZM230 111H232V112H230ZM13 112V113H12ZM48 112H49V114H48ZM53 113V115H51L52 113ZM105 113V115H104V113ZM107 112V113H106ZM134 112V113H133ZM137 112V113H136ZM145 112H146V114H145ZM163 112V113H162ZM171 112H173V113H171ZM178 112V113H177ZM202 112H205V114L204 113H202ZM208 114H207V113ZM218 112H220L219 114H217ZM221 112H222V114H223V112H224V114L223 115H225L224 117L223 116H221L222 114H221ZM230 112V113H229ZM239 112V113H238ZM253 112H255V113H260L259 114V117L261 118V119H263V120H261L259 117H257L258 115H255ZM4 113V114H3ZM41 115H40V114ZM110 113V114H109ZM132 113V114H131ZM143 113V114H142ZM183 113V114H182ZM200 113V114H199ZM210 113H212L211 114V117H210ZM213 113L214 114H217V116H219L220 114V116H219V118H221L222 117V119H219L217 116H215V115H213ZM231 113H232V115H231ZM245 113V114H244ZM250 113V114H249ZM34 114V115H33ZM43 114V115H42ZM66 114V113H65ZM64 114V115H65ZM107 114V115H106ZM128 116H127V115ZM135 114H137V115H135ZM142 114V115H141ZM169 114V115H168ZM179 114V115H178ZM191 114V115H190ZM194 114V115H193ZM196 114V115H195ZM241 114V115H240ZM255 115L256 117H254L253 115ZM1 115H0V117H1ZM40 115V116H39ZM62 115V116H61ZM139 115V116H138ZM208 115V116H207ZM228 117H227V116ZM238 115H240V116H238ZM252 115V117H254V118H252V117H250ZM36 116V117H35ZM55 116V117H54ZM56 116H58V117H56ZM61 116V117H60ZM118 116V117H117ZM120 116V117H119ZM123 116V117H122ZM185 116H187L188 118H185ZM192 116H194L193 118H191ZM207 116V117H206ZM213 116H214V118H213ZM16 117V118H15ZM41 117H43L42 119H40ZM65 117V116H64ZM126 117V118H125ZM135 117V118H134ZM182 117V118H181ZM195 117H196V119H195ZM215 117H217V120L215 119ZM238 118L236 121H235V118ZM248 117H250L254 122L255 121H259L257 124H255V123H253V124H250V123H252L253 121L250 119V118H248ZM60 119V120H58L57 121V119ZM119 118V119H118ZM175 118V119H174ZM226 119V121H225V119ZM242 118V119H241ZM246 118V119H245ZM40 119V120H39ZM55 119H56V121L58 122H56L55 121ZM116 119V120H115ZM118 119V120H117ZM180 119H181V121H180ZM183 119H184V122H183ZM192 119V120H191ZM200 119V120H199ZM202 119V120H201ZM229 119H231V121L233 122V120L235 121V122H231ZM251 120V121H248V120ZM15 120H16V123H15ZM49 120H51V121H49ZM174 120V121H173ZM193 121V122H191V121ZM195 120V121H194ZM219 120V121H218ZM228 120V121H227ZM239 120V121H238ZM7 121V120H6ZM98 121H100V119H98ZM97 121V122H98ZM131 121V122H130ZM139 121H141V122H139ZM150 121V122H149ZM196 121L198 122V123H196ZM229 121H230V123H232V124H230L229 123ZM237 121H238V123H237ZM243 121V122H242ZM245 121V122H244ZM246 121H248V122H246ZM262 121V122H261ZM53 122H52V126L54 125L53 124ZM211 122V123H210ZM8 123H9V121H8ZM96 123V122H95ZM174 123V124H173ZM180 123V124H179ZM182 123H185L184 124V126H183V124ZM192 123V124H191ZM196 125H195V124ZM207 123H209V124H207ZM224 123H227V124H225L224 125ZM238 125H237V124ZM243 123V124H242ZM97 124V123H96ZM96 124H95V126H96ZM138 124V125H137ZM162 124V125H161ZM201 124V125H200ZM209 125L208 127L210 128H208V130L210 131V130H212L211 132H209V131H207V129H206V131H205V128L206 127H203V126H205V125ZM230 125V127H229V125ZM21 125V126H20ZM48 125H51V124H48ZM173 125V126H172ZM178 125L180 126V128L178 127ZM198 125V126H197ZM228 125V126H227ZM235 125V126H234ZM242 126V127H240V126ZM246 125V126H245ZM45 126V125H44ZM43 126V127H44ZM54 126H61L60 124H58V125H54ZM65 126H67V125H65ZM158 126V127H157ZM166 126V127H165ZM174 126H176V127H178L179 129H181V130H183L185 133H191V134H194L193 135V139H195V137H197V139H195V141L192 139V138H190V137H192V135L190 134L189 136L188 135H184L183 137L181 136L180 138H178V140L176 141L175 140V144H172V145H170V142L169 141H167L166 142V140H164V138L162 137V136H164L165 135V129H167V130H172V128L174 127ZM182 126H183V128H182ZM188 128H187V127ZM224 127V129L225 130H223L222 128ZM233 126H234V129L233 130H231V127L233 128ZM0 127L2 128L3 126L2 125H0ZM125 127V126H124ZM139 127V128H138ZM147 127V128H146ZM185 127V128H184ZM193 128V127H195V128H197V129H195V128H193V129H190V128ZM201 127H203L202 129H201V131L199 130ZM245 127V128H244ZM31 128H34V129H36L37 131H36V133H35V135H33V139H32V136L30 137V135L28 134L30 131L29 130H31ZM148 128H149V130H148ZM153 128V129H152ZM186 128H187V130H186ZM229 128V129H228ZM242 128V131L240 130ZM128 129V130H127ZM131 129V130H130ZM156 129H159V131H155ZM175 129V128H174ZM188 129H190V130H195V132L193 133V131H189ZM245 129V130H244ZM16 130H13V131H16ZM27 130V131H26ZM38 130H40V131H38ZM146 131V133H145V131ZM227 130H229L230 132H228ZM238 130L240 131V132H238ZM12 131V132H13ZM138 131V132H137ZM143 131V134L142 135H140L141 134V132ZM151 131H152V133H151ZM154 131V132H153ZM162 131V132H161ZM186 131H188V132H186ZM214 131V132H213ZM222 131H224V133H222ZM233 131V133H231ZM126 132V133H125ZM150 132V133H149ZM155 132H156V134H158L159 132H161V134H159L158 135V137H160V135H162L161 137L163 138H161L162 139V142H161V140H160V142H159V138L157 137V135L155 134ZM164 132V133H163ZM201 132V133H200ZM229 134H228V133ZM236 132H238V133H236ZM260 132H262V131H260ZM259 132V140H263L262 138V136H264L263 135V132H264V130H263V132L262 133H260ZM38 133V134H37ZM137 133H138V135H139V137H138V135H137ZM140 133V134H139ZM144 133L146 134V137L144 136ZM148 133V134H147ZM209 133V135H207V134ZM228 135H227V134ZM36 134H37V136H36ZM117 134H118V136H117ZM137 136H136V135ZM151 134L154 136V138H156L155 140L154 139H152V138H150V136H151ZM164 134V135H163ZM197 134V135H196ZM204 134V135H203ZM257 133L256 132H254V134H252L253 136H255ZM262 134V135H261ZM12 135H13V133H12ZM25 135V136H24ZM45 137H44V136ZM123 135V136H122ZM136 137V139H135V137ZM147 135H149V136H147ZM156 135V136H155ZM241 135H242V133H241ZM252 135H250L251 137H252ZM41 136V138L42 139H45V140H39L40 137ZM80 136V137H79ZM121 136V137H120ZM141 136V137H140ZM144 136V137H143ZM191 139H189L188 137ZM199 136V137H198ZM203 136H205V137H203ZM209 136V137H208ZM250 136L248 137V138H250ZM13 137H14V135H13ZM24 137V138H23ZM27 137V138H26ZM36 139H35V138ZM75 137L76 138H73L74 140L76 139L77 140V138H78V140H80V139H82V141L80 140V141H74L73 140V142L75 143V142H78V143H82L83 142V138H82V136L80 135V134H76L75 135ZM125 137V138H124ZM171 137V136H170ZM170 137L168 136V139H170ZM208 137V138H207ZM30 138V139H29ZM96 138V139H95ZM138 138V139H137ZM141 138V139H140ZM183 139V141H182V139ZM187 138H188V140H187ZM247 138V139H248ZM261 138V139H260ZM48 139V140H47ZM92 139V140H91ZM105 139H106V141H105ZM132 139H133V141H132ZM139 139L141 140L140 141V143L141 142H143V140H144V142H145V139H149V140H147L146 142H145V146H144V144L142 145V144H140L141 146H144L145 148H147V146H149L151 143H152V141H153V144H151L148 148H149V151H147L148 150V148H147V150L145 151V152H151V153H147L146 155H144V152L141 154V156H143V158H144V156H145V158H148V157H150V158H148V159H145L148 163H144V162H141L140 164H144L145 166H143L144 168L146 167L147 169H148V167H147V165H149L150 164V160H151V168H149V170L151 169V170H153L154 168V170L153 171H149V170H147L146 168L145 169H143V167H142V165H141V170L143 169V171H141L140 170V168H138V169H135L137 172H139V173H137L135 170H133V172L135 173V174H138V175H143V173L145 172V176H146V182L148 183L149 182V179H150V182H152V180L156 183L157 182V184H159V188L157 187L156 189H162V188H165V189H162V190H164V193L161 195V191H158L159 192V194H160V196H162L158 201L157 200H153V199H151L152 198V196L150 195L151 194V190L150 189H148V186H150V185H148L147 183H145V181L143 182V183H145V184H147L146 186H147V189H145V187L146 186H142V185H145V184H140L139 186H141L142 188H140L139 186H138V184H136L134 181H131L132 179H128V177H129V175H130V171H128L127 173H125V171L124 170H119L120 169V166L117 164H115V163H117V161H119L120 163H122L123 164V162H124V160L126 159H128V158H122V160L120 159H114L116 162L113 164V163H111L112 165H113V167L111 166V164H101L102 162H101V155L103 154V153H101V149L103 150V148H107V146L108 147H111L112 145H114V142L118 145V146H120V147H125L126 148V146H127V148H129L130 150H131V146H133V149L134 148H136L135 146H137V148H138V146H139ZM172 139H174V137L172 136V138L170 139V140H172ZM218 139V140H217ZM252 139V138H251ZM256 139V138H255ZM136 140V141H135ZM157 140V141H156ZM186 140H187V142H186ZM204 140V141H203ZM207 142H206V141ZM241 140V139H240ZM244 140V139H243ZM243 140H241V141H243ZM258 140V139H257ZM257 140H255V142L257 141ZM258 140V141H259ZM27 141H29V142H27ZM47 141V143L45 144L44 142H46ZM94 141V142H93ZM113 141V142H112ZM123 141V142H122ZM138 141V142H137ZM149 141L151 142V143H149ZM240 141V142H241ZM253 141H254V139H252L251 140V142H252V144H253V146H257V145H255V143H253ZM35 142V143H34ZM38 142H40V143H38ZM42 142H43V144H45L44 146L42 145ZM65 142V143H64ZM92 142V143H91ZM108 142V143H107ZM112 142V143H111ZM119 142H122L121 144L119 143ZM124 142H127L126 144L124 143ZM143 142V143H144ZM155 142H157V144L155 143ZM159 142V143H158ZM195 142V143H194ZM209 142V143H208ZM251 142L248 144L249 146H251L252 147V144H251ZM260 142V141H259ZM258 142V143H259ZM65 144V145H63V144ZM100 143V144H99ZM149 143V144H148ZM165 143V144H164ZM169 143V144H168ZM176 143H178V144H176ZM181 143V144H180ZM185 143V144H184ZM189 143H191V145L189 144ZM208 143V144H207ZM235 144H237L236 142H234ZM233 143V144H234ZM29 144H30V146H29ZM37 144V145H36ZM54 144V145H53ZM62 144V146L60 147V145ZM90 144V145H89ZM91 144H92V147H93V149H92V147H91ZM99 144V145H98ZM148 144V145H147ZM156 144V147L154 146ZM158 144H160V145H158ZM187 147V148H189V151H187L188 149L186 148V147H183L184 145ZM189 144V145H188ZM207 144V145H206ZM257 144V143H256ZM38 145H42L41 147H38ZM94 145V146H93ZM165 145H167V146H165ZM169 145V146H168ZM174 145V146H173ZM177 145V146H176ZM16 146H18V144L16 145L15 144V148H16ZM18 146V147H19ZM99 146V147H98ZM154 146V147H153ZM159 146V147H158ZM164 146V147H163ZM173 146V147H172ZM175 146L177 147V148H175ZM230 146V147H231ZM88 147V148H87ZM89 147H91V148H89ZM98 148L100 151H98V149H96V148ZM101 147V148H100ZM143 147V148H144ZM175 148L174 150L173 149H171V148ZM181 147H182V149H181ZM204 147V148H203ZM32 148V149H31ZM142 148V147H141ZM153 148L155 149V151H157V153H155V151L153 150ZM158 148H161V150H157ZM183 148H185V150L187 151V152H190L191 153V155H189V153H187ZM252 148H254V147H252ZM14 149V148H13ZM12 149V150H13ZM45 149V148H44ZM128 149V150H129ZM163 149V150H162ZM199 149V148H198ZM198 149H196V151L198 152L199 150ZM208 149H206V150H208ZM230 149L232 150V151H230ZM249 149H251L250 147H249ZM41 150H43V149H41ZM129 150V151H130ZM179 150H181V153L182 152H184L183 154L185 155H179V156H181L182 158H184V159H182L181 157L179 158V159H182V160H178V158H177V160H176V156L179 154L178 152H179ZM183 150V151H182ZM95 151V152H94ZM133 151V150H132ZM161 151H163V152H161ZM172 151H178V152H176L177 153V155L175 154V152L173 153ZM200 151H202L201 149H200ZM204 151V150H203ZM92 152V153H91ZM159 152H161L162 154H163V156H160V155H155V154H158ZM168 152H172L171 154L170 153H168ZM185 152H186V154H185ZM228 152L229 153H231L230 155H228ZM262 152V151H261ZM58 153H60V154H58ZM62 153V154H61ZM85 153V154H84ZM100 153V154H99ZM153 153H155V154H153ZM166 153V155L168 154V155H172V158L170 157V160H172L173 158H174V160H176V161H170V162H168L166 159H169L168 157L169 156H165L164 154ZM193 153V154H192ZM222 153V154H221ZM227 153V154H226ZM232 153H234L233 155H232ZM90 154V155H89ZM132 154H134V153H131V157L133 156ZM154 157V159L156 158V157H158L159 156V158H158V160L160 159V160H162V162L163 161H165V162H161V163H158L157 164V158L155 159L156 160V163L155 164H157V165H154L153 166V164H154V162L153 161H155L154 159H152L153 157H151V155ZM160 154V153H159ZM161 154V155H162ZM187 154L189 155V156H187ZM217 154V153H216ZM263 155H261V154H259V156L260 157H264V151H263V153H262ZM87 155V156H86ZM227 155V156H226ZM82 156V157H81ZM83 156H84V158H83ZM174 156V157H173ZM179 156H177V157H179ZM215 156V155H214ZM90 157V158H89ZM167 157V158H166ZM219 157V158H218ZM233 157V158H232ZM239 157V156H238ZM58 158V159H59ZM62 158L61 159H59L60 161L62 160ZM79 158V159H78ZM163 158H164V160H163ZM166 158V159H165ZM225 158V159H224ZM244 158V157H243ZM74 159V161L72 162V160ZM97 159V160H96ZM150 159V160H149ZM216 159V160H215ZM242 159V158H241ZM84 160H82V162L84 161ZM87 160V159H86ZM85 160V161H86ZM95 160V161H94ZM100 160V162H98ZM149 160V161H148ZM153 160V161H152ZM21 161V160H20ZM59 161V162H60ZM84 161V162H85ZM179 161V162H178ZM223 161V162H222ZM229 162L228 164H225V162ZM70 162L72 163V164H70ZM172 162V163H171ZM175 162V163H174ZM224 163L223 165H222V163ZM246 162V163H245ZM100 163V164H99ZM166 163V164H165ZM170 163V164H169ZM216 163V164H215ZM218 163H220V164H218ZM245 163V164H244ZM68 164H69V166H68ZM91 164V165H90ZM184 166H183V165ZM203 164V165H202ZM205 164V165H204ZM260 164V163H259ZM94 165H97V166H94ZM108 165V166H107ZM115 165H116V167H115ZM173 165V166H172ZM176 165H178V167L176 166ZM179 165H181V166H179ZM212 165V166H211ZM229 166V168H230V171H231V173H229L230 171H229V168H228V166ZM248 165V166H247ZM255 165V164H254ZM77 166V165H76ZM156 166H157V168H156ZM199 166H202V168L201 167H199ZM206 168H205V167ZM215 166V167H214ZM227 167V171L226 170H224V168L226 169V167ZM251 168H250V167ZM66 167H64V168H66ZM87 168L88 170L90 169V168ZM105 167V168H104ZM110 167V168H109ZM154 167V168H153ZM168 167V168H167ZM174 167V168H173ZM203 167H204V169H203ZM221 167V168H220ZM224 167V168H223ZM63 168V169H64ZM153 168V169H152ZM170 168V170H168ZM178 168V169H177ZM208 168V171L206 170ZM211 168V169H210ZM220 168V169H219ZM67 170H68V168H66ZM74 169H75V165H74ZM76 169H77V167H76ZM80 168H78V170H79ZM83 169V168H82ZM79 170V171H81V172H83V170ZM102 169V170H101ZM104 169V170H103ZM107 169V170H106ZM166 169H167V171H166ZM173 169V170H172ZM204 171H203V170ZM241 169V170H240ZM248 169V170H247ZM250 169H252L251 170V172L249 173V174H247L249 171H250ZM65 170V169H64ZM110 170V171H109ZM145 170V171H144ZM146 170H147V174H146ZM198 170V171H197ZM199 170H201V171H199ZM233 170V171H232ZM86 171V170H85ZM182 171V172H181ZM202 171L204 172V174H202ZM206 171L208 172V173H206ZM212 172V176H210V173ZM219 171V172H218ZM238 171V172H237ZM98 172H97V174H98ZM105 172H107V174L105 173ZM160 172H163V173H160ZM167 172V173H166ZM172 172V173H171ZM197 172V173H196ZM210 172V173H209ZM129 173V174H128ZM142 173V174H141ZM150 173V174H149ZM166 173V174H165ZM171 173V174H170ZM176 173V174H175ZM179 173V175H180V178H179V175H177ZM196 173V174H195ZM216 173V174H215ZM225 173L227 174V176L225 175ZM238 173V174H237ZM242 173H244V174H242ZM32 174H34V173H32ZM31 174V175H32ZM126 174V175H125ZM152 174V175H151ZM172 176L173 174V177H171L170 175ZM198 174V176H200V178L203 176V177H205L204 179L203 178H198V176L197 177H195L196 175ZM199 174H201V175H199ZM207 174V175H206ZM240 174H242L241 176H239ZM248 175V177H245V175ZM115 175V176H114ZM116 175H118V176H116ZM124 175V176H123ZM185 176L184 178H185V183H186V185H185V188L187 189H194V191L191 193V195L194 193L195 195H197V194H199V196L197 195V197H195V195H194V197L196 198V202H194L195 201V199H194V197H193V195H192V197H191V195H190V197H189V195H181V199H177L176 197H179V195L177 194V196H174L175 195V191L177 190V189H181V188H184V186L183 187H181L180 186V184H177L178 182H180L181 183V185H182V182L184 183V181H181L182 179H183V177H181V176ZM217 175V176H216ZM231 175H234V177H231ZM239 177V179H241V180H239L237 177ZM127 176V178L125 179V177ZM152 176H153V178H152ZM174 176H175V178H174ZM177 176V177H176ZM189 176V177H188ZM193 178H192V177ZM209 176L211 177L210 178V181L208 180L209 179ZM225 176V177H224ZM231 177V178H229V177ZM115 177V178H114ZM122 177V178H121ZM191 177V178H190ZM216 177H218V178H216ZM239 180V181H237L236 182V178ZM244 177H245V179H244ZM249 177H251V179H249ZM102 178V179H103ZM119 179V180H114V179ZM149 178V179H148ZM164 178V180H162ZM174 178V180L175 179H177L178 181L175 183L174 181V183H172V179ZM182 178V179H181ZM188 178V179H187ZM206 178H207V180L209 181V183L207 182V180H206ZM226 178V179H225ZM250 180H248V179ZM253 178H256L254 181H253ZM169 179H170V181H169ZM181 179V180H180ZM207 183V187L205 188V190H207V191H209V193L211 194L212 193V195H214V196H211L209 193H208V195H207V193H206V191L204 190V188H203V183H205L203 180ZM219 179V180H218ZM221 179H222V181H221ZM223 179H225L224 181H225V183L223 182ZM229 180V182L231 183V186L232 185H234L235 184V182H236V184L237 183H239L240 184V186L238 185H234L233 187H230V185H228V180ZM230 179H233V180H230ZM114 180V183L112 182ZM165 180H166V182H167V180H168V182H167V184H166V182H165ZM186 180H188V182H186ZM199 180V181H198ZM218 180V181H217ZM227 180V181H226ZM257 180H259V181H257ZM260 180H261V182H260ZM47 181L48 180H45V181H43V183H45V184H47ZM117 183H116V182ZM124 181H126V182H124ZM162 181H164L165 183L164 184H166V186L165 185H163V182ZM176 181V180H175ZM191 181H197V183L196 182H194L195 183V185L193 184V182H191ZM203 183H202V182ZM220 181L221 182H223V183H220ZM233 181V182H232ZM248 181V182H247ZM49 183H54V181H48ZM118 182H119V185H118ZM123 182V183H122ZM161 184H160V183ZM170 182V183H169ZM214 182H216V184L214 183ZM218 182V183H217ZM250 182V183H249ZM254 182V183H253ZM257 182V183H256ZM122 183V185H123V187H121V184ZM126 183V184H125ZM129 183V184H128ZM187 183H189V186L188 187H186L187 186ZM193 184V186H192V184ZM199 183V184H198ZM206 183H205V185H206ZM229 183V184H230ZM233 183V184H232ZM259 183V184H258ZM128 184V185H127ZM133 185V186H130L131 188H127V187H129V185ZM151 184V183H150ZM168 184H171L170 186L171 187H169V185ZM173 184H175L173 187L174 188H177L176 190L175 189H173V187H172V185ZM179 185L180 186V188H178V186L177 185ZM197 184V185H196ZM201 184V185H200ZM210 184H212V185H210ZM213 184L215 185V186H213ZM219 185V187L218 186H216V185ZM220 184H221V186H222V188H221V186H220ZM246 185V187L247 188H249V189H247L248 191L249 190H255V188H256V191H254L253 190V193H252V190H251V193H250V197L248 196L249 195V193H248V195L246 194L245 196H247V198L249 199V200H247V198H245L244 197V199L245 200H242L241 202H243L242 203V205L238 202V201H236L235 202V199L237 200V197L239 196V191H240V189H242L243 187L242 186H245ZM248 184H250L251 186V188L249 187V185ZM256 184H258V186L256 185ZM137 185V186H136ZM163 185V186H162ZM168 185V186H167ZM204 185V186H205ZM242 185V186H241ZM253 185V186H252ZM42 186H43V184H42ZM42 186H40V190L43 192V190H45V186L42 188ZM120 186V187H119ZM127 186V187H126ZM157 185H155V187H156ZM176 186V187H175ZM198 186H199V188L201 189V190H198L197 188H198ZM202 186V187H201ZM210 186V187H209ZM213 186V187H212ZM169 189H168V188ZM214 187L215 188H217V190L216 189H214ZM232 189V193H230V188ZM235 187V188H234ZM240 187H242V188H240ZM254 187V188H253ZM166 188L168 189V190H166ZM170 188H171V190H175L174 191V193H173V191H171L170 190ZM195 188H196V190H195ZM203 188V189H202ZM229 188V189H228ZM257 188H258V190L260 191V193H259V191H257ZM112 189V190H111ZM121 189V190H120ZM127 189H128V191H127ZM155 189V188H154ZM214 189V190H213ZM222 191H221V190ZM226 189V190H225ZM234 189L236 190V191H234ZM238 189V190H237ZM262 189V190H261ZM47 190V189H46ZM114 190V191H113ZM123 190V191H122ZM127 191V193H126V191ZM145 190V191H144ZM149 190V191H148ZM166 190V191H165ZM203 190V193H205V197H203L204 196V194L203 193H201V191ZM211 190H213V191H211ZM218 190H219V194L217 195L216 193H218ZM116 191H117V193H116ZM169 191H171V193H169ZM178 191V190H177ZM176 191V192H177ZM196 191H197V193H196ZM220 191H221V193H220ZM228 191H229V194H228ZM86 193H88V196H89V194H91V192L89 193V192H85V195L87 196V194ZM125 193V194H124ZM149 193V194H148ZM215 193V194H214ZM112 194V195H111ZM114 194V195H113ZM123 195V196H120V195ZM126 194L128 195V196H126ZM133 194V195H135L134 196V198H132V196L131 195ZM170 194H171V196H170ZM203 196H202V195ZM227 194L230 196H228L226 199H225V196H227ZM233 194V195H232ZM251 194H253L254 195V197L256 198V196H259V197H257L256 199H254V197L251 195ZM257 194V195H256ZM85 195H84V193H83V196L85 197ZM138 197H137V196ZM149 195V196H148ZM216 195V196H215ZM224 195V196H223ZM118 196V197H117ZM120 196V197H119ZM168 196H170V199H169V197ZM185 198V199H183L182 200V198L183 197ZM234 196H236V197H234ZM95 197H96V199H95ZM121 197H125V198H129V199H132V200H129V199H126V201H125V198L123 199V202H122V199H121ZM137 197V198H136ZM176 199H175V198ZM202 197V200H200V198ZM210 197V198H209ZM211 197H215V200L213 201L212 199H211ZM233 197H234V200H233ZM116 198V199H115ZM121 201H119L118 199ZM136 198V201L134 200ZM149 198V199H148ZM173 198V199H172ZM180 198V197H179ZM203 198H205V199H207V200H209V201H207V200H205V199H203ZM260 198V199H259ZM82 199V198H81ZM80 199V200H81ZM99 199V200H98ZM102 199V200H101ZM168 199V200H167ZM198 199L200 200V201H204V202H200V201H198ZM79 200V199H78ZM130 201V203H129V201ZM133 200H134V205H133ZM169 200H172V201H169ZM217 200L219 201V202H217ZM223 200V201H222ZM229 200V201H228ZM232 200V201H231ZM250 200H252L253 201V203L251 204V205H253V206H247V208H246V205L245 204H247V202H250L251 203V201ZM255 200V201H254ZM262 200H264V199H262ZM98 201H102L103 203H102V205L103 204H105V205H101V204H99L100 202H98ZM115 201V202H114ZM141 201H142V203H141ZM153 201H155V202H153ZM164 201V202H163ZM167 201H169V202H167ZM205 201H206V203H205ZM222 201V202H221ZM245 201V202H244ZM80 202V201H79ZM82 202V201H81ZM111 202H112V204H111ZM114 202V203H113ZM117 202H118V204H119V202H120V205L119 206H117L118 204H117ZM127 204H126V203ZM132 202V203H131ZM139 202V203H138ZM200 203V205H198L199 203ZM209 202H211V203H209ZM217 202V203H216ZM235 202V203H234ZM138 203V204H137ZM143 203H145V204H143ZM165 203H167V204H165ZM169 203V204H168ZM196 203V204H195ZM203 203V204H202ZM204 203H205V205H204ZM209 203V204H208ZM262 203H264L263 201H262ZM84 204V203H83ZM83 204L78 208L79 210H77V212L79 211V216H80V214H81V216H83L82 214H83V211L85 212V211H87V207L88 206H85V204H84V206H83ZM137 204V205H136ZM143 204V206H140V205H142ZM171 204H172V206H171ZM233 204V205H232ZM237 206H236V205ZM244 204V205H243ZM249 204V203H248ZM111 205H113V206H111ZM126 205H128V207L126 206ZM208 206V208H207V206ZM235 205V206H234ZM241 205V206H240ZM264 205V204H263ZM102 206V207H101ZM107 206H110L112 209H108L107 210ZM115 206H117V208L116 209H114L115 208ZM134 206V207H133ZM196 206V207H195ZM215 206V207H214ZM219 206V207H218ZM51 207L53 208V207H56V204H54V206L53 205H51ZM86 207V208H85ZM90 207V206H89ZM88 207V208H89ZM130 207V208H129ZM137 207H138V209H137ZM167 209H166V208ZM199 207L201 208V209H199ZM244 207V208H243ZM262 207H264V206H262ZM261 207V208H262ZM100 208V209H99ZM104 208H106V210H107V213L109 212V214H106V210L104 209ZM109 208V207H108ZM128 209V210H126V209ZM133 208V209H132ZM169 208V209H168ZM197 208V209H196ZM243 208V209H242ZM254 208V209H253ZM84 209V210H83ZM101 209H102V211H101ZM205 209V210H204ZM207 209V210H206ZM241 209V210H240ZM251 209H253V210H256V211H253V210H251ZM263 209V208H262ZM81 210H82V212H81ZM100 210V211H99ZM123 210V211H124ZM164 210V212H162ZM165 210H167V211H169V214H167V216L165 217L163 214L164 213H166V211ZM199 210H202V211H199ZM204 210V211H203ZM209 210V212H208V214H207V212L206 211H208ZM264 210V209H263ZM129 211V212H128ZM147 211V212H146ZM199 211V212H198ZM220 211V212H219ZM97 212H98V214H97ZM113 214H112V213ZM126 212H128V213H130V216H131V213L133 212L134 213V215H133V213H132V216L131 217H129V215H128V213H126ZM163 213L162 215L164 216V217H161L162 215H161V213ZM203 212H206V215H205V213H203ZM211 212V213H210ZM225 212H229L228 214H226ZM246 212H247V214H246ZM251 212H253V213H251ZM254 212H257L258 213V215L256 214V213H254ZM101 213V214H100ZM105 213V214H104ZM136 213V214H135ZM168 213V212H167ZM209 213L211 214L210 216H209ZM217 213V214H216ZM231 213V214H230ZM43 213H41V215H42ZM100 214V215H99ZM103 214V215H102ZM146 214V215H145ZM150 214V215H149ZM260 214V215H259ZM40 215V216H41ZM97 215V216H96ZM99 215V216H98ZM101 215H102V217H101ZM105 215V216H104ZM106 215H109V217H108V219H109V221H108V219H107V216ZM144 215L145 216H147V215H149L147 218H145L144 217ZM161 215V216H160ZM172 217H174V219L173 218H171V216ZM216 215V216H215ZM250 215H251V217H255V218H251L250 217ZM253 215V216H252ZM98 217V218H96V217ZM113 216H115V215H113ZM140 216H142V217H140ZM152 216V217H151ZM156 216H158V217H156ZM170 216V217H169ZM192 216V217H191ZM234 216H236V217H234ZM256 216H260V217H262V219L263 220H259V221H257L256 219H260L259 217H256ZM106 217V218H105ZM129 217V218H128ZM159 217H160V219H159ZM167 217H168V219H170L171 218V220H168L167 221ZM191 217V218H190ZM161 218H163V219H161ZM188 218V219H187ZM230 218V219H229ZM236 218H239V219H236ZM98 219V220H97ZM104 221L105 219H107L106 221H105V225L103 224L104 222L102 221V220ZM149 219V220H148ZM210 219V220H209ZM217 219V220H216ZM224 219V220H223ZM242 219V220H241ZM253 219H255V220H253ZM151 220H154V221H151ZM233 220V221H232ZM238 220V221H237ZM4 221V223H2ZM1 223H2V225H7V223H9V222H6V220H3ZM8 221V220H7ZM103 223H102V222ZM108 221V222H107ZM143 221V222H144ZM164 221H166V222H168V223H164ZM230 221H232L231 223H229ZM235 221V223H237V225H235V223H233ZM101 222V223H100ZM107 222V223H106ZM154 222V223H153ZM156 222V223H155ZM198 222V223H197ZM219 222V223H218ZM248 222H249V224H248ZM260 222H261V224H260ZM103 224L102 225V227H101V225H98V224ZM149 223H151V224H149ZM173 223L175 224L174 226H173ZM188 223H190V224H188ZM197 223V224H196ZM222 223V224H221ZM234 224V225H230V224ZM251 223V224H250ZM253 223V224H254ZM163 224H161V225H159L160 227H163L164 225ZM200 224V225H199ZM206 224V225H205ZM211 224V223H210ZM219 224H221L220 226H219ZM229 224V225H228ZM238 224L241 226L242 224H243V226H241V227H239L238 228ZM244 224H245V226H244ZM263 224L260 226V227H262L263 226ZM96 225V224H95ZM247 225H248V227H247ZM99 226V227H98ZM185 226V227H184ZM188 226V227H187ZM223 228H222V227ZM235 226H237V227H235ZM229 227H231V228H236V229H238V230H236V229H234V232H232L233 231V229H231V228H229ZM245 227V228H244ZM259 227V228H260ZM264 227V226H263ZM178 228V229H177ZM211 228V229H212ZM215 228H216V230H215ZM221 228V229H220ZM240 228L243 230V232H242V230H240ZM250 230H252V232H253V234L252 233H250L249 231V229ZM43 228L41 227V229H39L40 231H43V232H46L48 229H43ZM162 229V228H161ZM180 229V230H179ZM208 229V228H207ZM218 229H220L219 231H222V232H219L218 231ZM245 229H248V230H245ZM263 229L264 228H262V230L260 229V231H261V234H260V232L258 233V237L259 238H261V236L260 235H262V238L264 237V231H263ZM174 229H172L171 231L172 232H174L173 231ZM183 230V231H182ZM225 230V231H224ZM240 230V231H239ZM90 231V230H89ZM164 231V232H163ZM175 232V233H180V232ZM229 231V232H228ZM236 231H238V233L240 234V236L239 235H237L238 233H236L235 234V232ZM245 231V232H244ZM248 231V232H247ZM160 232H162L163 234L165 233L166 234V236H164L163 234H161L160 236H162L163 238H164V240H163V238L162 239H160L159 238V233ZM231 232V233H230ZM247 232V233H246ZM263 232V233H262ZM107 234H105L106 235V237H107V235H108V232H106ZM169 233H171L170 231H169ZM186 233V235H187V232H185ZM189 233V232H188ZM222 233V234H221ZM226 233V234H225ZM230 234V235H228V234ZM233 233V234H232ZM245 233V234H244ZM2 234V232H0V235ZM13 234V235H12ZM35 234H37V232H35L34 233V235ZM111 233H109V235H110ZM168 231L166 232V230H164V229H162L161 231H157V236H156V240H158L159 242H161V247L163 248H168V249H170L171 250V246H170V244H171V241H170V239H171V235L170 234H168V235H170L169 237H167L168 235ZM15 234L12 232V233H10V235L9 236H4L5 238H9L10 236H14ZM33 235V241H30V243H28L29 245L31 244V245H33V243L32 242H34V244L38 241V243H36L35 244V246H38L37 248H39V245L40 244H44V246L43 247H46L45 246V244L47 245V240L44 238V240H46V243H43V242H45L42 238H40V239H36V238H34L35 236ZM88 235V236H89ZM181 235H185V234H181ZM224 235H226L225 237H223ZM3 236V234L1 235V237ZM83 236H85V235H83ZM233 236V237H232ZM4 237H2V238H4ZM229 237V238H228ZM231 237V238H230ZM236 237H238V239L236 238ZM251 237L253 238V240L251 239ZM11 239H12V237H10ZM9 238V239H10ZM70 239H72V237H69ZM68 238V239H69ZM74 238H76V239H78L77 237H73V239ZM82 239V236L81 237H79V239ZM166 238V239H165ZM43 241H42V240ZM69 239V240H70ZM72 239V240H73ZM76 239H74L73 241H75ZM78 239V240H79ZM133 238H131L130 239V237H129V239L128 240H132ZM205 240V242H206V238H204ZM224 239V240H223ZM240 239V240H239ZM251 241H250V240ZM71 241V240H70ZM73 241H71V242H68V241H66L67 242V244H68V247H67V244H66V242L64 243V246H66V248H67V250L68 249H70V250H68V251H66L65 249V247L64 246H61L60 248V251L62 250V252L63 253H68V252H73V253H78V252H76L77 251V242H79V241H77L76 242V244L75 243H73ZM165 241V242H164ZM170 241V244L168 243ZM203 241V242H204ZM219 241V242H218ZM221 241V242H220ZM227 241V242H226ZM229 241V242H228ZM233 241V242H232ZM246 241H247V243H246ZM162 242H164V243H162ZM225 242V243H224ZM237 242H238V245H237ZM240 242V243H239ZM69 243H70V245L71 246H69ZM168 243V244H167ZM207 243V242H206ZM233 243H234V245H233ZM74 244V245H73ZM165 244L166 245H168V246H170V248L169 247H167V246H165ZM230 244H232V246L230 245ZM236 244V245H235ZM245 244H247V245H245ZM250 244V243H249ZM222 245V246H223ZM62 247L63 248H65V249H62ZM71 247V248H70ZM73 247H76L74 250H73ZM248 247H249V245H248ZM245 248V249H244ZM72 249V250H71ZM167 249V250H168ZM262 249H264L263 247H262ZM188 250V251H187ZM187 250H185L184 251V253L185 252H188V253H190V252H193L194 254L192 255L193 257H190V258H192V259H196V258H198V257H196V253H195V251L194 250H192L190 247H189V249H187ZM189 250H191V251H189ZM238 250H240V251H238ZM79 251V250H78ZM248 252H249V250H248ZM187 253V254H188ZM257 255V253H256V251H254V256H256ZM27 256H25L24 258L22 257V260L24 261H22V260H20V258H19V264L20 263H23V264H29V261L27 260V261H25L27 258H26ZM189 258V257H188ZM199 259V258H198ZM198 259H196V260H198ZM195 260V261H196ZM207 261H209V259H206ZM4 262V261H3ZM210 262V261H209ZM213 262V261H212ZM0 264H2V261H0ZM3 264H7V261H5ZM30 264H32V262L30 263ZM212 264V263H211ZM219 264H222V263H219Z\"/></svg>",
    "mask_w": 264,
    "mask_h": 264
}]
</instances>
